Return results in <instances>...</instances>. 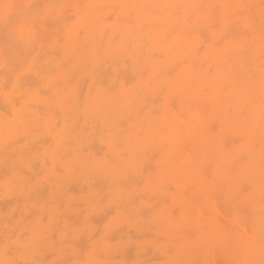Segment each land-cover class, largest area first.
Here are the masks:
<instances>
[{"label":"bare ground","instance_id":"6f19581e","mask_svg":"<svg viewBox=\"0 0 264 264\" xmlns=\"http://www.w3.org/2000/svg\"><path fill=\"white\" fill-rule=\"evenodd\" d=\"M30 1L29 0H6L5 3L2 2V3H4V5H6L8 3L9 9L7 7V10H8V13L10 15H12V18L8 17L9 16V14H8V16H6L4 18V20L1 19V23L3 21V23H4L3 26H5V29L3 28L2 32L5 30L6 33H7V34H5V31L2 33V36H4L3 37L2 46H3V43L4 44L7 43V45L5 44L6 47L5 48L3 47L1 49V51L3 49H7L6 50L7 52L5 51L6 57H4V58L2 57L4 62L6 60L5 58L11 59V57L16 58V59L12 58V60H13L12 62H14L15 60L19 59L18 61L14 62V64L17 62V64H16L17 66L19 65L20 62L22 63V60L20 61V59H22V57H23V59L26 58V60L29 61L27 59L28 58L27 54H29L27 51L31 50L30 52H33L35 50L34 48L36 47V45L39 42L43 41V38H42V40H40L39 37L41 35L47 36V35L51 34L52 32H54L56 30L57 26H59V25L55 26L56 28L54 29L53 26L51 28L50 25H54V24L56 25L60 21H65L64 24L67 25L66 22L68 21V19H70V21H68V23H70L68 25H70V26L69 27L68 26L65 27V29L68 27V30H66L67 32L63 31V32H65L67 34L66 39L62 38L63 42H60V43H63V44H59L58 43V45H62V47L64 48L63 50H61L63 52L62 61H60L58 58H56V60L58 59L59 61L56 62V63H54V62L52 63V64H55L56 70L58 72V76H57V78H50V79H48L49 76H47L48 77L47 78L48 79V84L54 85L56 82L61 81L63 83V85L61 83L60 84L62 86H64V87L62 89L60 88L58 91H57V89L59 87H57V89H54L55 91L53 90V88L49 87L47 89V91L49 90L47 93H50V91H52V92L54 91V92L57 93V96H56L57 98H55L54 102L52 101V99H54V98L49 100L53 105L49 104L51 106L48 107L47 104H48L49 101L47 100L48 101L47 104L42 105V106L43 107L47 106L48 108H50V110H46L47 112L55 110L53 113L51 112L52 114H54L56 112V108H53V107H57L58 109H60V110H62L64 112L65 117L67 119V120H65V123L63 122L64 125L62 126V123H60L61 125L59 127L58 123L61 122L60 118L59 117L57 118V116H59L57 113H59V112H56V114H54V115H57L56 118H57V121H58L56 123V127L58 126L59 128H61L59 130H56V132H55V139H56V142L58 143V148H59L58 150L59 151H66L68 149H71L72 148L71 146H73V144L77 142V137H79V138L85 137L84 134H85V131L87 130V127H85V128L83 127V124H81L82 123L81 119H82L83 113H87L88 112L91 115L92 118H97L100 121L101 125L106 127L107 131H105L104 128L102 129V130H104L103 135H104L105 132H109V135L105 136L104 139L108 142L107 145H108L109 150H111L112 152L116 153V155H115L116 159L113 162L109 161L110 159L109 160H100V159H97L95 156L99 155V154H96L97 150H99L100 155H101V151H100L101 149H97L96 150L97 147H94L95 148L94 150H96V152H94V153L96 155L94 153H92V152H89V154H87V155L82 154L81 151L84 150V148H83L84 146H82L81 141H80V146L78 147L79 149L77 148V150H78L77 152L78 153L81 152V154L71 158L67 162L65 161V163L63 162V165H62V167L69 168V167L73 166V167H75V170L78 169L77 172L75 171V174H79V172H82V173L87 175V173H90L91 177L90 178L88 177L89 179H91V178H93V179L94 178L95 179L101 178V180L103 181V178H102L103 176L105 178H107L108 185L106 184V186H109L108 189L110 190L109 192H110L111 200H112L113 203L116 204V205H112L111 207L114 208V206H115L116 209L112 208L113 212L111 211V209L109 210L112 213V215L108 214V216L109 215L112 216V218L109 221L106 220L107 217H104L105 222L106 221L107 222L103 225V228L99 227V228H102V229H100L101 233H99L100 238H98V235H97V238L95 237V240L97 239L96 241L91 239V243H93V242L96 243L98 241V244H97L98 247L94 246V247H97V248H94L93 246L89 247L92 250V252H93L92 248H94V253H95L96 249H97V251L99 250L98 251L99 254L95 253V255H98V257L100 258L99 259L96 256V258L98 259V264H100L102 259H104V258L108 259L110 256H111L110 258L113 259L112 255L115 256L116 254L119 253V250L117 249L116 250L117 253L115 251L114 254L115 253L116 254L115 255L112 254L114 249H115V245L113 246L112 242L115 243L116 240L118 242V239H119L118 237L119 236L122 237V235L124 234V233L121 232L122 235H118L119 234V231H118L119 226L122 224L123 227H125L124 225H126V223L129 224L128 223L129 222V217H128L129 214H128V212L126 213V211H127V210H125L126 207L131 206V205L134 206V205L137 204V202H139L138 201L139 199L137 200L136 199L137 197H135V198H132V201H133V199H135L134 202H133V203H135V201L137 200L136 204H132V201H130V198L132 196L131 192L133 190H137L140 187L139 183L142 181L141 180L142 177H141V179L140 178L138 179L137 176H140V173H142V171H144V170H146V174L149 173V170H150V169L149 170L146 169L147 166H144L145 167L144 169H140L139 168V166L141 165V159H139V153L140 152L138 154H137V152L139 151L140 148H143V151H144L143 155L146 154L147 157L151 155L152 159H155L153 157H156L155 155L152 156V154H154L155 152L156 153L159 152V150H160V152L163 151V157L164 158H162V160L165 161V163H166V165L162 164L163 165V166L161 165L162 167H160L158 165L159 166L158 167V171H156V172H155L156 169L154 170V172L152 170H150V171H152V173H149L151 176H149L146 179V181H145L146 188H149L150 190L160 189V190H164V191L167 192V191H169V190H167L169 188H167L166 184H167L168 181L172 180V182H177V184L185 187L182 190H185V192H188V191H186L187 188H186L185 185H189L190 188H192L191 186L192 185H196L195 183H197V185H198L197 189L203 190L204 192L205 191L207 192V197H206L207 199H205L206 202L209 201V202L212 203V205L214 203L216 205V207L218 205L216 204L217 201L214 202L215 199H218L220 201L221 198H222L221 196H218V194L217 195L215 194L216 188H217L216 184H217L218 181H220V180L222 181L223 177H226V178L234 177V181H232V182H234V184H236L235 183V181H236L235 178L238 179V180L241 179L243 181V179H242L243 175L240 176L239 173L242 172L244 168H248V171H253V176H254L253 179L255 180V191L253 192L254 194L253 193L252 194L251 193L248 194V195H251L252 198L250 196L248 197L247 195H245L248 198H245L244 200L250 198V200L253 201V205H254L252 209H254V207H255L254 212H256V214H255L256 219L252 223V226L250 225L251 228H252V229H250V232H246V233H247L248 236H249V234L252 235V237H250V236L249 237H250V240L252 242L251 244L253 246V249H254V251H256V254H252V255L248 254V253H252L253 250L252 251L251 250L248 251L246 253V256H245L246 257L245 258L246 259L245 262H247V259L251 258L252 261L257 262L258 264H264V253H263L264 252V0H102V2L100 0V3H99L98 6L90 5L87 8L75 7L76 8L75 11L73 10V7L70 6L71 5L70 3L74 2V4H75L76 0H48V1L47 0H44V1L41 0V3L37 2L38 4L37 3L36 4L35 3L31 4ZM86 1L87 0H85V2ZM42 2H45V3H42ZM85 2H83V4H81V5H84ZM76 3H78V2H76ZM79 4H80V2H79ZM65 5H68V6H70V8H72V10H70V13H71L70 18H69V16H66V14H64L65 13L64 12ZM102 5L105 6V9L107 7L109 8V13L112 16H110L109 14L108 15H109V17H112L113 21L108 16H107L108 19L104 18L103 13H102V9H101ZM68 6H67V8H68ZM52 7H54V8H52ZM219 8H221V9H219ZM105 9H103V11ZM218 9L220 10L219 12H221V14H222L221 15V23H223L222 27L224 29H223V31L221 33H219V32L216 33V34L212 33L210 38L212 40H215V41L218 40L217 43H219V44L215 43L217 46L220 45L221 44L220 42H223V40L225 41V39H226V41H225V44L223 46L220 45L221 47H218V48H216L214 50L213 49L214 46H212L214 44L213 43L214 41H212V43H213L212 45H209V44H207L206 40L211 42V40L208 37L210 30L208 31V33H207V30L210 27L209 26L210 25L209 22H213L214 23V21L217 20V19H215V20H213V19L218 14V11H216ZM67 10H69V9H67ZM71 11H73V13ZM56 12L58 14L55 17V13ZM2 13H3V11H1V14ZM66 13H69V12H66ZM216 18H219V16L218 17L216 16ZM106 19L108 20V22L106 21ZM211 20H213V21H211ZM109 21L111 23H109ZM147 21H149V23L152 21L155 24L160 22L158 24H160V26L162 25L161 27L164 28V29L159 28L157 30L156 28H158V27L155 25L156 26V28H155V26L153 24L154 27L150 25L151 29L146 30V27H149V26H146V22ZM28 22H31L33 24V27H32L31 23H29L31 25L30 27H32V30H30V29H28L26 27L29 32H26V30H24V31H22L23 33L22 32L18 33L20 31L19 28L24 29V25L26 23H28ZM52 22H54V24H52ZM17 23H19L21 27L20 26H19V28L16 27L18 29H16L14 27L12 29V25L15 26ZM105 23H107V24H105ZM217 23H219V22H217ZM47 24H50L49 25L50 28L47 26ZM62 26H64V25H62ZM62 26H61V28H62ZM217 26L218 25H216V27ZM212 27H215V25L212 26ZM212 27H210V28H212ZM61 28H57L58 31ZM160 29H162L163 31L161 30L162 32L161 31L159 32ZM13 30L17 34H19L20 36L17 35L18 36L17 37L16 33L15 34L13 33L14 32ZM156 30H157V32H155ZM83 32H85V35L83 34ZM12 33H13L14 36H16L18 38L17 41H16L17 38H14ZM24 33H25V35H24ZM52 34H54V33H52ZM62 35L66 36L65 34H62ZM55 36H59V33H56ZM205 36H207V39H206ZM5 37H6V39L4 40ZM13 38L15 39L14 41H13ZM36 38H37V40H36ZM56 38L59 39V37H55V39ZM6 40H8V41L4 42ZM51 40L52 39H50V41ZM50 41H49V44H51V43L55 44V42L53 40L51 42ZM54 44L52 45V49H57V47L56 48L53 47ZM57 50L56 51L53 50L54 52L53 53L51 52L52 55L57 53ZM21 51H24L23 55H21V53H22ZM34 52H37V51H34ZM34 52H33V54H34ZM171 52H173V53H171ZM1 53H3V52H1ZM24 53H26V54H24ZM5 54H4V56H5ZM44 54L41 55V53H40L41 56H44ZM7 55H10V57L9 56L7 57ZM40 55L38 56V59H41ZM52 55H51V57H52ZM59 55H57V56L59 57ZM18 56H19V58L17 59ZM47 56H48V54H47ZM51 57L46 59V60L48 61L49 59H51ZM35 60H36V58H35ZM51 60L54 61L53 58ZM10 61L11 60H9V62H5L6 63L5 65H8L9 63L13 64ZM50 61H48V62H46V64H42V65L40 63V65L43 67V65L44 66L48 65V63L51 64L52 61L51 62ZM23 62H24L23 66L25 67L24 70H26L28 65L25 66L26 61L23 60ZM39 62H40V60H39ZM14 64L11 65V66L8 65L10 68H8L6 71L7 72H9V71L12 72V68L14 67L13 70L15 69ZM3 65H4V63H3ZM36 66H38V65H36ZM41 66H40V69H41ZM52 66L53 65H51V67L50 66L49 67L46 66V67H48L50 69H52V68L55 69V67L54 66L52 67ZM6 68L7 67L5 66V69ZM20 68H23V67L22 66H20V67L18 66V69H20ZM18 69L16 68L15 70L18 71ZM31 69H32V67H31ZM31 69H30V71H28V73L34 71V69L31 71ZM35 69H36V67H35ZM38 69H39V67H38ZM42 71H44V73H45V67H44V70H42ZM42 71H40V72H42ZM46 71L49 72L50 70L49 71L46 70ZM12 74H10V75H12ZM14 74H15V71H14ZM112 74H116L115 77L116 78L118 77L117 79L120 82L122 81L123 78L125 79L124 81H126V82L123 81V83H122V84H124L123 88L119 89L121 86L119 88H117V86H116V90L117 91L116 90H112V85L109 87L111 89L103 88L104 82L105 81H109V79L112 76ZM53 75H55V74H53ZM53 75L50 76V77H53ZM26 76H27V74L25 75V77ZM30 76H31V77H29V78H31L30 82L28 81V79H27V82H29V83L35 82V80L37 78L35 79L34 75L32 76V74ZM39 76L40 75H37L36 77H39ZM3 77H4V74H3ZM25 77H24V79H25ZM32 77H34L33 80H32ZM125 77H127L128 80ZM5 78H7V77H5ZM120 78H122V79L120 80ZM129 79H131L130 80V85L128 87H126L125 83L127 85V82L129 83ZM37 80H36V84H35L36 86L38 85L37 84ZM118 80L116 81V79H115L116 82L114 83V86L117 85L116 83H118ZM7 82L9 83V80H7ZM25 82H23V85L25 84L26 87L29 86L30 87L29 90H30L32 86H30L29 83H28V85H26L27 82L26 83ZM38 82H40V80H38ZM20 83H22V82H20ZM32 83H31V85H32ZM85 83L88 84V85H89V83L92 84V87H91L92 89H93V86L95 84H98L99 86L101 85V87H99V86L96 87V89H95L96 91L93 92L91 88L90 89H86L85 88L86 90L84 89L83 86L88 87V85L86 86ZM18 85H20V84H18ZM35 85L33 84V86H35ZM39 85L41 86L42 84H39ZM39 85L37 87L38 90L39 89L43 90V92L46 93L45 92L46 90L42 89L41 87H39ZM57 86H59V84ZM33 89H34V91H36L35 87ZM83 89H84V91H83ZM27 90H28V88L26 89V93L25 94H27V97L30 95L29 96L30 98L32 97L33 94L35 96H37V95L39 96V95L42 94L41 93L42 91H40V93H41L40 94L38 90L37 91H38L39 94L37 92H35L33 94H29V93H27ZM85 91H87V92H85ZM28 92H33V91H28ZM16 93L17 92H15V94ZM53 93L51 95L55 96L56 94H53ZM160 93L162 94V96H159ZM163 93H165V99H166V100L164 99L165 100L164 102L165 103H169L170 102L171 105H172V110L170 109L171 108L170 107L171 106L170 103L167 104V106H165V107L167 108L169 106V109H167V110H169L171 113H173V114H171L168 111L171 114L170 118L168 116V120H167L166 117H165L166 118L165 119V118H162L160 116V120L161 119H165L166 120V124H167V126H165L166 129L164 127L162 129H159L161 131V133H164V132L166 133V134H164V137H161V138L165 139V141L163 139L160 140L161 144L158 145V146L161 145L160 147H158L155 143L152 144V145H155V147L152 146V145H148L147 146L144 143L146 140H143V138L144 139H145V137L149 138L150 136L152 137L155 134H158L157 136L155 135V137L158 138L159 135L161 134V133L160 134L158 133V132H160V131H158V128H159L158 127L159 126L158 123L157 122L155 123V119L153 118L154 120H152L153 121L152 124L149 125L148 130L146 129L147 130V132H145L146 134L145 133L142 134L141 133L142 131L140 130L141 129L140 128V123H138L137 120H136L137 123L134 121L135 124H131L129 122H132L133 119H134V117H131V116H135V115H140L141 116V113H143V109H147L146 105H149L147 103H149V102H153L154 103V102L161 101L160 99H162L161 97H163ZM21 94H23V93H21ZM45 95L46 94H44V96L41 95L40 97L44 98ZM180 95H182V97L183 96L187 97L188 101L190 100V101H193V102H202V101L204 102V100H207L208 103H210L209 104L210 106L209 107L207 106V108H208L206 110L207 114L204 115L203 118L201 116L202 119L200 118V116L196 115V116L199 117L198 118L199 120L197 119L198 122L200 120H201L200 122H202V123L205 121V123H203V125L206 124V123L207 124L210 123V121H213L212 119L214 117H217L218 121H219V118H221L223 121H227L228 119L232 118L231 114L229 115V111L231 110V108H233V107H231V108L229 107L230 103H233L234 106L237 105V109L238 108L241 109L242 106H243L244 110L246 108H249L248 109L249 111L247 110L248 113L247 114L245 113V115L241 117V120H240V122H241L240 125L241 126L239 125V122L236 123V126L238 125L241 129H243L245 134L243 132L239 133V134H244V136L240 135L239 138L235 137V140H234L235 142H237L236 140L240 139V137L241 138L242 137L245 138V140H244V138L241 139V141L244 140V142L242 143V145H240L241 146L240 149H238L239 148V146H238L237 149H235V150H239L240 151V154H241L240 157L245 155V156H247V158H249L247 166L243 165L240 162H238V160L236 158L237 155H235L234 153L231 154L230 152H228L227 149H226L227 151H224L225 150V148H223L224 144H223V146H221L222 144L220 142L222 140L220 141V139H219L220 137L223 136V133L226 132V131L224 132V128L217 126L218 128L216 127V130H214V129H210V127H209L210 125H208L209 128L206 129L207 132L205 131L206 132L205 135L207 133H209L215 139L217 137V139H219V143L220 144L218 145V141L217 140H215V142L217 141V144L210 143V140L212 138L210 137L211 139L209 140L208 135H206L208 138L204 137V136H201L199 138V136H200L199 135V136H196L198 139L197 138L195 140L192 139V142H191L190 146H188L189 147L188 149H190V147L193 146V150L191 149V151H193L194 154L199 153V154H197V156H201V164L203 166L206 165V167L208 166V168H210V170L212 169V179H208L205 176V174H204L205 171L204 172L202 171L204 169L195 170L194 166L197 165L198 159L196 160L195 159L196 157L193 159L192 155L185 154V152L187 150H185V152H184V150L182 148V147H184L183 145H185V144L182 145V143H181L182 139L189 132H192V133L196 132V131H193V128L195 127V126H193V124H195V122H192V123L188 124V123H184L182 120L181 121H177V120L174 119V116H175L174 112H176V113L178 112V111H176V108H174V105L176 104L175 100H176L177 97L179 98ZM38 96L35 97L36 100L39 99ZM47 96H48V94H47ZM19 98H21V97H19ZM30 98H28V99H30ZM15 99H14V101H15ZM24 99H25V96H24L23 100ZM32 99L35 100L33 97H32ZM182 99L179 100V101H182L183 103H185V102L188 103V101H184V99L183 100ZM23 100L21 99V102ZM27 100H26V102H27ZM42 101H44V100L42 99L41 102ZM45 101H46V98H45ZM174 101H175V104H174ZM207 101H205V102H207ZM21 102L19 104V106L21 105L20 108L23 107ZM36 102H38V101H36ZM203 102H202V107L205 108V104H207V103L204 104ZM23 103H25V102H23ZM154 104L156 105L157 103H154ZM185 104H181V105L185 106ZM10 105H11V103H10ZM30 105L32 106V104H30ZM27 106L29 107L28 104H27ZM39 106H40V109H41L42 106L41 105H39ZM39 106H37V107L39 108ZM151 106H152V104H151ZM182 106H180V107H182ZM158 107H161V109H163L162 105H159ZM33 108H34V105H33ZM51 108H53V110ZM166 108L163 109V111H165ZM204 108H202V110H204ZM243 108H242V110H243ZM28 109L29 110H27V111H30V108H28ZM161 109H158V112H159V110L162 111ZM192 109L193 108H191V111H190V108H189L188 113L191 112V114H192V111H193ZM19 110H18V112L16 111L14 113H12L11 110H10L9 112H6V113L10 114V112H11L12 114H14V116L13 115L12 116L16 117L17 113L19 114ZM198 110L196 112H198ZM22 111H23V109H22ZM32 111L36 112L37 110H32ZM153 111H154V113L152 112V110H151V112L147 111V113L150 112L149 116L152 113H153L152 116L156 115L157 112L154 109H153ZM2 112H3V110H2ZM2 112H0V113H2ZM41 112H42V110L40 112H38V113H39V115L42 116L43 112L42 113ZM180 112H182V111H180ZM196 112H195V110L193 111L194 115L198 114ZM201 112H203V111H201ZM168 114L164 113L165 116L168 115ZM242 114H243V112H242ZM159 115H161V112H160ZM182 115L184 116V113ZM201 115H203V114H201ZM233 115L237 116L238 113L237 114H233ZM47 116H49V115H47ZM50 116L52 117L51 114H50ZM129 116L131 117V119L132 118L133 119H132V121L126 122L125 121L126 118H124V117H129ZM183 116H180V117H183ZM193 116H192V121H193ZM22 117L24 119V116H22ZM22 117L19 118V116H18L19 123L21 122L22 127H23V125H24V127H29V126H27V124H23V123H27V121L25 122L23 120L24 121L23 122L21 120ZM46 117H43L42 121H44ZM65 117L62 116L61 118H65ZM84 117H86V116H84ZM144 117L146 118V116H144ZM147 117H148V114H147ZM178 117L175 116V118L181 119V118H178ZM52 118H55V117H52ZM184 118H185V116H184ZM7 119L8 118H6V121H8ZM13 119L9 120L10 123H12V124H10V126H8V123L7 124H3L4 128H5V125L7 127L5 129L8 130V128H10L11 125L13 127V124H17L16 122L18 120H15V123H14L13 121H11ZM16 119H17V117H16ZM136 119H137V116H136ZM217 119L214 120L215 123H217V121H216ZM233 119H234V117H233ZM2 120H3V118H2ZM86 120H87V118H86ZM127 120H130V119L127 118ZM187 120H190V119H187ZM34 121H35L36 125H38L40 123L39 122L37 124V118ZM42 121H41V123H42ZM161 122H163V126H164V120L163 121L161 120ZM29 123L33 124L31 121H29L28 124ZM96 123H98V122H96ZM215 123H213L212 125H215ZM87 124L88 123L86 122V126H88ZM125 124H126V126L129 124V126H127L128 128L125 126ZM142 124L143 125L145 124V120L144 119H143V123ZM142 124H141V126H143ZM98 125H99V123L97 125L95 124V126H96L95 127L96 129L94 128L95 130H97ZM203 125H202L203 128L207 127V126H203ZM1 126L2 125H0V127ZM40 126L43 127L42 124ZM144 126H146V125H144ZM200 126L198 125V128H200ZM227 126H223V127H227ZM234 126H235V124H234ZM236 126H235V128H236ZM14 127H13V129H14ZM24 127H23V129L26 131L27 129L24 128ZM42 127H40V128L42 129ZM11 128H10V131H11ZM44 128H45V124H44L43 130H44ZM168 128L171 131L167 132L169 130ZM198 128H196V130H198ZM232 128H233V126H232ZM84 129H86V130H84ZM88 129L90 130L91 128H88ZM202 129H200V130H202ZM209 129L211 131H209ZM1 130H3V129L1 128ZM7 130H5L6 132L4 133L5 135H3L4 137L7 136V134H9ZM89 130H88V132H89ZM95 130H94V135H95L96 132L98 134L100 133L99 131L95 132ZM162 130H166V131L162 132ZM243 130H241V131H243ZM36 131H37V128H36ZM36 131H35V134H36ZM236 131H237V128H236ZM239 131H237V132H239ZM18 132H19V130H18ZM21 132L22 131H20L19 135L23 134V132L22 133ZM26 132H28V131H26ZM28 133L30 134V131ZM28 133H26L27 136H28ZM37 133H38V131H37ZM202 133H204V131H202ZM230 133H232V132H230ZM230 133L228 135H230ZM81 135H83V136H81ZM105 135H107V134H105ZM3 136H0L1 137L0 140L2 139ZM51 136L47 137V139L45 137V140L47 141L48 138L51 139ZM191 136H193V134H191ZM94 137H96V135ZM155 137L153 138L154 140H152V141L156 140ZM227 137H229V136H227ZM214 138L212 139L213 142H214ZM19 139H21V141H24V138H20L19 137ZM26 139H30V136L26 137ZM229 139H231V138H229ZM86 140H88V139H86ZM18 141H19V143H21L20 140H18ZM29 141H31V140H29ZM29 141L27 140L28 143H29ZM93 141H94V138H93ZM161 141H163V142H161ZM239 141H238V143H239ZM48 142H45V143L47 144ZM188 142H190V141H188ZM13 143L16 144L18 142L17 141L16 142H12V144L10 146H13L14 145ZM37 143L40 144V143H43V142L41 140L40 141L38 140ZM45 143H43L41 146H44ZM39 144H35L37 146L34 145L33 149L31 147L30 152L31 151L33 152V150L36 149V148H37L36 150L39 151L38 149L42 148V147L38 146ZM52 144L53 143L50 142V145H51L49 147L50 149L53 146ZM232 144L234 145V143H232ZM97 145L98 144L95 143V146H97ZM10 146H7V148L10 147ZM89 146H91V148H93L92 147L93 146L92 143ZM226 147H227V145H226ZM86 148H87V146H86ZM100 148H101V146H100ZM185 148H186V145H185ZM50 149H47V150H50ZM87 149L90 151L89 147ZM26 150H28V149H26ZM79 150H81V151L79 152ZM92 150L93 149H91V151ZM125 150H127V151H129L131 153L129 158H124L123 157V155L126 156V154L129 153V152L124 153L123 151H125ZM2 151H4V150H2ZM239 151H237V152H239ZM51 152H52V150H51ZM145 152H150V153H148L150 155H148ZM216 152L220 153L222 155V162L221 163L219 162V163L216 164V163H213L214 161L212 162V160H214L212 154L216 153ZM24 153L25 152L23 151L22 154H24ZM27 153H29V152H27ZM27 153H25L26 157H27ZM57 153H59V152H57ZM67 154L68 153H66L65 156H68ZM70 154L72 155V153H69V155ZM160 154L158 153L159 156H160ZM9 155L11 157V154H9ZM29 155H30V153L28 154V156ZM34 155H36V152H35ZM106 155L107 154H105V156ZM135 155L138 157V159L136 158ZM39 156H38V158H39ZM62 156L65 157L64 155H62ZM211 156H212V158H211ZM245 156H243V157H245ZM48 157H51V156L48 155ZM63 157H62V159H63ZM217 157H219V156H217ZM217 157H214V158L217 159ZM58 158L59 157H57V158L55 157L54 161H56V160L58 161L59 160ZM60 159H61V157H60ZM149 159H150V157H148V160ZM45 160H47V162L51 161V159L49 160V159H46V158H45ZM45 160H43V161H45ZM145 160H147V159H145ZM194 160L197 161V162H195ZM31 161L33 162V160H31ZM43 161L40 160V163L41 162L43 163ZM62 161H64V160H62ZM47 162L45 161L44 164L45 163L47 164ZM51 162H50V165L53 164V160ZM58 162H61V161H58ZM146 162L148 163L149 161H146ZM159 162H160V160H159ZM36 164L40 168V166L38 165V162H36ZM36 164H32V165L35 166ZM143 164L144 163H142L141 166H143ZM50 165L48 166V168L50 167ZM55 166H57V165L55 164ZM153 166H155V165H153ZM155 167L157 168V165ZM155 167H153V168H155ZM33 168H35V167H33ZM96 168H97V170H95ZM59 169H60V167H59ZM59 169L56 167L57 172H58ZM61 169L59 170L58 173H60ZM234 169H237V172H238L237 174H232V170H234ZM139 171H141V172H139ZM57 172H55V173H57ZM2 173H4V172H2ZM25 173H28V172H25ZM42 173H41V175L38 173L40 175V178H41V176H43ZM143 173H145V172H143ZM35 174H36V176L38 175L37 171H35ZM209 174H211V173H209ZM71 175H72V178H70V179L73 180V176H74V180L77 181L78 178H75V175H73V174H71ZM33 176L35 177V175H33ZM63 176H65V175H63ZM2 177H0V178H2ZM46 177L47 176H46V173H45V177L44 178L46 179ZM51 177H53V176H51ZM208 177H210V176H208ZM220 177L222 179H220ZM40 178H39V181H40ZM81 178H79V179L81 180ZM83 178H85V177L83 176ZM83 178H82V180H83ZM105 178H104V180H105ZM41 179H43V177ZM56 179H57L58 182L55 180V182H54L55 185H57V184L61 185L62 181L59 182V180H61V178L60 177L59 178L56 177ZM66 179H63V180H66ZM194 179L197 180V181L193 184L192 182H193ZM253 179H251V180H253ZM84 180H86V179H84ZM81 181H79V182H81ZM97 181H100V179L97 180ZM47 182H50V181H47ZM51 182H53V181L51 180ZM56 182H57V184H56ZM86 182H87V180H86ZM86 182L83 181L82 183L85 184ZM90 182H89V185H88V186H90L89 189H91V187H93V185L91 186ZM103 182H102V185H99V187L101 189H102L101 186H103ZM224 182L222 184L226 183V182L225 183ZM96 183L98 184V182H96ZM105 183L106 182H104V184ZM250 183L248 184V188L249 189H251ZM72 184H75V183H72ZM84 184H82V185L80 184L79 186L81 187ZM140 184L142 185V182ZM231 184L232 183H230V185ZM246 184H247V182H246ZM44 185H46V184L44 183ZM88 186L84 185L83 187H87L88 188ZM106 186H103V188L104 187L106 188ZM55 187H53V189ZM83 187H81V188H83ZM170 187H172V186H170ZM240 187L242 188V186H240ZM93 188H95V187H93ZM85 189L86 188H83L82 190H85ZM194 189H196V188H194ZM242 190H243V188H242ZM80 191H81V189H80ZM85 191H83V192H85ZM89 191H90L89 193H91V195L94 192L93 189H92V192H91V190H89ZM149 191L147 190L146 192L148 193ZM179 191H181V190L179 189L178 192ZM238 191H240V190H238ZM45 192H47V191L45 190ZM61 192H62V190H61ZM97 192L98 193H96V195L94 194L92 196L93 198L90 196V199L92 198V200H93L94 197H96L97 195H100L102 190L97 191ZM103 192H104V189H103ZM107 192L108 191H105V193H103V194L105 195ZM182 192L180 193V195L178 197V200L180 202V205H182V206H180L182 208V213H185V212H187V210H189V209L185 210L186 209V205H189L188 207H190V208H192V207L194 208L197 204L193 203L192 202L193 200H191V198L189 197V196L192 197V195H186V196L189 197V199H187L185 197L186 193L184 194ZM25 193H26V191H25ZM38 193H40V192H38ZM134 193L135 192H133V194ZM217 193H218V191H217ZM30 194H31V192H30ZM173 194L174 193L172 192V194L170 195V192H169L168 195L171 196V198H169V199L173 200L172 196H173V198L176 197L175 194L174 195ZM196 194H198V193H196ZM104 195H102L103 199H101V202H104L103 201L104 199H105V202H106V197L109 195V193H108L107 196L105 195L106 197H104ZM140 195L138 196V198L141 197L140 199H142L144 197V200H145V196L146 195H144V194H142V196H140ZM159 195H162V194L160 193ZM159 195H158V197L161 198V196H159ZM230 195H233V198L235 197L234 194H229V198H230ZM61 196H62V194H61ZM135 196H137V195H135ZM148 196H147V198L150 201L153 196L152 197H148ZM154 196H157V194L155 195V193H154ZM203 196H204V194H203ZM216 196L218 198H216ZM239 196L240 195H238V197ZM88 197H89V195H88ZM158 197L156 199H158ZM147 198H146V200H147ZM231 198H232V196H231ZM90 199H88V200L90 201ZM163 199H164V197H163ZM235 199H236V197H235ZM239 199H237V200H239ZM155 200H154V203H155ZM232 200L233 199H231V201ZM250 200H247V201H249L248 202L249 204H250ZM21 201H23V200H21ZM175 201H174L175 203H178L176 199H175ZM93 202L95 204V201H93ZM93 202H91V205H92ZM174 202L172 201L173 204H174ZM61 203H62V200H61ZM99 203L95 204V206H98ZM157 203H159V202H157ZM172 203L170 201V204H172ZM200 203H201V200H200ZM0 204H2L1 208L3 206L6 207L5 204H3L1 202H0ZM60 204H58L59 207H60ZM100 204H103V203H100ZM127 204H129V205H127ZM148 204H149V202H148ZM166 204H165V206H167ZM236 204H237L236 207L238 209L237 208H234V209L232 208L234 211H232L233 213L231 212L232 215H233L232 217L234 219H232V218H230V219H232L233 221L234 220L236 221L237 218H238L237 220L239 221L240 220L239 217L241 216L239 214V212H241V210H242V209H239L240 208L239 205H241V203L240 204L236 203ZM243 204H244V202H243ZM245 204H246V201H245ZM153 205L154 204H152V206H150V207H152V209L148 208L149 211H151V212L147 211L148 209L145 207V205L143 206V208L145 210L144 211L145 213H143V215H147L146 217L148 218V221L151 222V223L152 222L153 223L156 222L158 219L161 220L162 218H164V215L162 216V213H165L164 211H161L160 208H159L160 209V211H159V209L157 208L158 204L157 205L155 204L156 205L155 208H153ZM178 205H176V207H178ZM227 205H229V204H227ZM231 205H230V207H231ZM88 206H89V204H88ZM95 206L92 205L90 208L91 209H92V207L96 208ZM100 206L103 207L104 205H100ZM243 206H245V205H243ZM111 207L109 206L108 208H111ZM134 207H136V206H134ZM180 207H178V209ZM216 207H215V209H216ZM225 207H227L226 204H225ZM139 208H140V206H139ZM143 208H142V210H143ZM246 208L244 209V207H243L244 210H246ZM131 209H133V208H131ZM153 209H156V211H154ZM163 209H167V211H166L167 213L171 212L170 208L166 207V208H163ZM168 209H169L170 212L168 211ZM175 209L176 208H174V210ZM2 210H4V207H3ZM52 210H53V208H52ZM95 210L93 211V209H92V212L96 213L97 210L96 211ZM101 210H103V209H101ZM139 210H141V209H139ZM197 210H200V209L197 208ZM197 210L195 212H198ZM5 211H6V209H5ZM98 211H100V210H98ZM158 211H159V213H157ZM35 212H36V210H35ZM104 212H106V209L104 210ZM172 212L170 213V215H171L170 217L171 218L176 213L175 212L174 215H173ZM195 212H193V213H195ZM19 213H21V212H19ZM55 213L56 212H53V215ZM100 213H103V211L102 212L100 211ZM100 213H99V215L101 217L102 215ZM113 213H114V217H113ZM129 213H130V210H129ZM139 213H140V211H139ZM199 213L200 212H198L197 215ZM241 213H243V210H242ZM31 214H32V211H31ZM97 214H98V212H97ZM148 214H150V215H148ZM187 214H184V216L187 215ZM189 214H190V217H189ZM189 214L187 215L189 218L188 217L187 218L190 220V218L193 215H191V213H189ZM216 214L221 216V214L218 213V211L216 212ZM244 214H245V212H244ZM22 215H23V213H22ZM88 215H89V213H88ZM136 215H135V217H136ZM200 215H203V214L200 213ZM200 215H198V216H200ZM229 215H230V213H229ZM105 216H107V215H105ZM137 216L139 218V216L141 217L142 215H137ZM184 216H182V218H181V216H179V217L181 219H183ZM203 216H205V215H203ZM170 217L167 220V222L171 221L167 225L168 229H170L169 228V227H171L170 225H174L175 227L178 226L179 230L180 229L182 230V229L185 228L184 227L185 225H182V222H180V221L176 222V219H174V218H172V220H171ZM174 217L177 218V215L174 216ZM86 218H87V221L85 220L86 221L85 223L88 222L89 216H86ZM142 218L145 220V216H142ZM142 218L138 219L139 222L142 220ZM201 218L203 219L204 217H201ZM131 219L134 220L135 218L132 217V218H130V220ZM188 219H186V221H189ZM207 219L209 220V218H207ZM9 220H11V219H9ZM78 220H79V218H78ZM99 220L103 224L104 220H102V219H99ZM165 220H166V218H165ZM213 220H214V224H219V226H221L220 225L221 221H219L217 218L216 219L213 218ZM96 221L98 222V220H96ZM100 221L98 222V225L95 224L96 227H94L95 225H93V224H92L93 226L90 225L91 224L90 222H89L88 226H91L92 228L95 229V228H97L99 226V224H100V226H102ZM134 221H135V224H136V220H134ZM133 222H131L130 224H132ZM163 222H165V225L167 224L166 221H163ZM163 222H161V223H163ZM144 223L145 222H143V224ZM185 223L188 224L187 222H184V224ZM240 223L238 222L237 224H240ZM138 224H140V223H138ZM143 224H141V225H143ZM179 224H181L182 227ZM242 224H243V222L241 223V225H238V226L243 227V225H245V224H243V225ZM12 225H13V223H12ZM161 225L162 224L159 225L160 226V228H159V226L156 223L153 227L157 226L156 228H159L161 230V228H162ZM226 225H228V224H226ZM137 226L135 228H138ZM206 226L207 225L200 227V230H202L205 227L202 230V232H204V233H201L199 236H196V238L194 240L192 238V240H190V241L187 240L188 238H190V237H188L190 235L187 236V239L184 237L185 235L184 236L181 235L182 231H184V230H182V231L180 230L181 232L177 231L179 233V235H177L178 233L175 234V232H174V234L176 236L174 234H171L172 232H170V235H174L175 237H173V238H175V239L179 238V236H183L184 238L181 237V239H183L182 242L180 241L181 243L177 242L179 239L176 241L175 244L178 247V249L175 248L176 252H175V249H173V247H175V245H173V247L172 246L170 247V248H172L174 250L175 253H170V252H173V251H170L168 253L170 255H167V256H166L167 249H169V248H167V246H166L167 249H165V248H163L164 247L163 246L160 249L159 246L161 244L159 245V243L157 242L158 244H156V246H155L154 243H156V242H154V241H156V240H154V241L151 240L152 235L154 236V233L156 231L155 232L154 231L151 232L152 234H149V232H150L149 231L148 234L151 235L150 236L151 238L147 239L144 236L145 239L143 238L144 240H142V238L140 239L138 237V236H141V235L138 234V232H139V230L141 228H144V225H143L140 229L138 228L139 229L138 232L134 231L136 233L134 235H136L137 237H131V238H137V240L140 239L143 242L145 240L150 242L149 240H151L152 243H149V246L151 244L152 247L158 248L161 253L163 252V251H161L162 249L166 251V253L165 252L162 253L163 254L162 258L165 255L167 257V259H168V263L169 264H181L182 262L185 263L187 261H192V259H187L186 256L189 253L192 254L194 252V250H197L200 247L203 248V249L201 248L203 252L208 250L207 247L211 245L212 236H211V232H210V227L209 226L206 227ZM36 228H40V227L36 226ZM148 228L150 229V227H148ZM156 228H155V230H156ZM165 228H164V233H165ZM176 228H173V229L171 228V229H172V231H174V229L176 230ZM49 229H50V227H49ZM52 229H53V226H52ZM116 229H117L118 232L116 231ZM239 229H241V228H239ZM243 229H244V227H243ZM79 230L81 232V229H79ZM96 230H98V229H96ZM96 230H94L93 232L91 231L90 233H92V235H93L94 232H96ZM150 230H153V228L151 227ZM200 230H199V232H201ZM251 230L253 231L252 234H251V232H252ZM114 231L117 232V236L118 237L115 235V237H117V239L115 238L116 240H113L112 242L109 243V241H110L109 237L112 235V233ZM197 231H198V229H197ZM197 231H195V232H197ZM244 231H246V229H244ZM33 232L34 231H32V233H30V234H32V236L34 234H36V233L33 234ZM36 232H37V234H39L38 230ZM45 232H43L42 235H44ZM88 232H89V230H88ZM129 232H131L132 233L131 235H133V231H129ZM218 232H219L220 236L222 237L221 239L223 240V242H225L227 245L232 246L233 244H237V247H238V246H240V244H241V246H243V243H245V236L241 235V233H237V232H236L237 234L236 233H232V231L227 229L226 227L224 229L223 228H219ZM53 233H55L54 230H53ZM126 233H127V231H126ZM141 233L142 232L140 231V234ZM166 233H167V230H166ZM168 233L165 234V237H166V235L168 237ZM183 234H185V233H183ZM198 234L199 233H197V235ZM242 234H243V232H242ZM155 235H156V233H155ZM170 235L167 238L168 240H169L170 237H172ZM77 236H79V232H78ZM31 237H30V240L32 239ZM54 237H55V235H54ZM129 237L127 239H126V237H124L125 238L124 240L126 241V240L130 239ZM157 237H159V236H157ZM74 238H75V236H74ZM49 239L50 238H48V240ZM112 239H114V236H113ZM162 239H164V238H162ZM66 240L70 241L68 239H66ZM66 240L64 242H67ZM184 240H187V241L184 242ZM122 241H123V239H122ZM173 241L175 242V240H171V242L167 241L168 245L170 243H172ZM87 242H89V241H86L85 243L87 244ZM121 242L119 241L120 247H121ZM128 242H129V240H128ZM130 242H132V241H130ZM135 242L138 243V241H135ZM143 242L140 241L138 244H141V243L143 244ZM148 242H146V244L144 243L146 245V247L148 245L147 244ZM167 242H166V239H165V243L164 244H166ZM174 242H173V244H174ZM34 243H36V242H34ZM238 243H239V245H238ZM32 244L33 243H31V246H32ZM57 244H59V243H57ZM142 244H141V246H142ZM144 244H143L142 247H144ZM152 244H154V246ZM31 246H29V248ZM38 246H40V244ZM59 246H61V245H59ZM138 247L139 246H137V248ZM25 248H28V247L25 245ZM205 248H207V249H205ZM262 248H263V250H262L263 254H261V249ZM43 249H42V251H43ZM90 249H89V251H91ZM141 249L142 248H140L138 251H142L143 250V249L142 250ZM201 249H198V250H201ZM73 250H74V248H73ZM78 250H81V249H78ZM62 252H64V250L61 251V254H62ZM74 252H76V249L74 250ZM121 252H122V250L120 251V253ZM145 252H144V254L143 253H139V254H143V257H145V254H149V253H147L148 251L146 253ZM154 252L152 251L150 253H154ZM197 252L194 253V255L192 254L191 257L195 258L193 256H196L195 254H197ZM229 252H230V249H229ZM56 253H57V251H56ZM155 253H159V251H157ZM199 253L202 254L201 251H199ZM54 254H55V252H54ZM88 254H89V252H88ZM122 254H120V255H122ZM95 255H94V257H95ZM123 255H122V257L125 260L128 255L126 254L127 256H125V257ZM100 256H105V257L102 258ZM132 256H134V255H132ZM157 256H158V254H157ZM197 256H198V254H197ZM45 257H46V255H45ZM81 257H79V258H81ZM84 257H85V261L84 262L86 263L87 262V260H86L87 258L85 256V254H84ZM89 257H92V256H89ZM146 257H148V256H146ZM93 258H91V260ZM96 258H95V260H96ZM116 258H118V255L116 256ZM139 258H140V256H139ZM88 259H90V258H88ZM133 259H131V260H133ZM66 260H68V259H66ZM66 260H64V262ZM95 260H93L94 263L92 262L91 264H95V262H97ZM114 260H115V257H114ZM114 260L113 261L111 260V261L115 262ZM128 260H129V258H128ZM145 260H147V259L144 258V260L142 262H144ZM164 260H165L164 264H167L166 258ZM184 260H185V262H184ZM60 261H62V260H60ZM75 261H76L75 263L79 262V264H81L83 259L81 261L79 259L78 262H77V260H75ZM109 261L105 260V262H107V264H109V263L111 264V261L110 262ZM242 261H244V260L242 259ZM252 261H250V263H252ZM64 262L62 261L61 263L63 264ZM102 262H103V264L105 263L103 260H102ZM116 262H117V264H120L121 262H122V264L125 263V262H123L121 260H116ZM116 262L114 264H116ZM127 262L128 261H126V264H127ZM142 262H140V264ZM212 262H213V258H212ZM41 264H42V262H41ZM88 264H90V263H88ZM128 264H129V262H128ZM193 264H195V263H193ZM227 264H228V262H227Z\"/></svg>","mask_w":264,"mask_h":264},{"label":"rangeland","instance_id":"374dc122","mask_svg":"<svg viewBox=\"0 0 264 264\" xmlns=\"http://www.w3.org/2000/svg\"><path fill=\"white\" fill-rule=\"evenodd\" d=\"M5 1L6 0H0V112H2V110H3V112L2 113H0V125H2L1 127H0V136H3V135H5L4 133L6 132L5 130H7V129H5V128H7L6 127V125H5V128H4V125L3 124H7L8 123V126H10V124H12V123H10V119H13V120H11V121H13L14 123H15V120H18V116H19V118H21L22 116H24V119H23V117H22V121L24 120L25 122L27 121V123H23V124H27V126H29V127H24V125H23V127L24 128H26L27 130L26 131H30V134L28 133V132H26L24 129H23V127H22V124H21V122L19 123V120L16 122L17 124H13V127H14V129H13V127H12V125H11V131H10V128H8V133L9 134H7V136H3L2 137V139L0 140V177H2V178H0V202L1 203H3V204H5L6 205V207L5 206H3L4 207V210H2L3 209V207L1 208V205L2 204H0V264H41V262H42V264H62L61 262L63 261L64 262V260H66V259H68V260H66L63 264H79V259H80V261L83 259V261H82V263L83 264H88V263H94V261L93 260H95V258H96V256L98 257V255H95V253H97V254H99L98 253V251H97V249L95 250V253H94V248H97L98 247V241L96 242V243H91V239L92 240H94V241H96L95 240V237L97 238V235H98V238H100V236H99V233H101V230L100 229H102L103 228V225L107 222H105V220H104V217H107V219L106 220H110L111 218H112V213H111V211L115 208V206H114V208L113 207H111L112 205H116L115 203H113L112 202V200H111V196H110V190L108 189V187L109 186H106V184L108 185V181H107V178H105L104 176L102 177L103 178V181L104 182H106L105 184H104V182L101 180V178H99L100 179V181H97V180H99V179H93V178H91V179H89L90 177H91V174L90 173H87V175L86 174H84V173H82V172H79V174H75V171L77 172L78 171V169L77 170H75V167H69V168H66V167H62V165H63V162L65 163V161L67 162V161H69L71 158H73V157H75V156H77V155H79V154H81V152H82V154H85V155H87V154H89V152H92V153H94V152H96V150L97 149H101L100 151H101V155H100V152H99V150H97V152H96V154H99V155H96L95 153V157L97 158V159H100V160H109V161H114L115 159H116V153H114V152H112L111 150H109V148H108V142L104 139L105 138V136H108L109 135V132H105L104 133V135H103V132H104V130L105 131H107V129H106V127H104V126H102L101 125V123H100V121L97 119V118H92L91 117V115L87 112V113H83V115H82V119H81V124H83V127L85 128V127H87V130L86 129H84V130H86L85 131V137H81V138H79V137H77V142L76 143H74L73 144V146H71L72 148L71 149H68V150H66V151H59L58 149V143L56 142V139H55V132H56V130H59V129H61V128H59L60 127V123H62V126L64 125V123H65V120H67L66 119V117H65V114H64V112L62 111V110H60V109H58L57 107H53V108H56V112H59V113H57L59 116H57V115H54V114H56V112L54 113V114H52L55 110H53V108H51L53 111H46V110H50V108H48L49 106H51V105H53L49 100L50 99H52V98H54V99H52V101L54 102L55 101V98H57L56 96H57V93L56 92H54L55 90L54 89H57V87H59L58 89H57V91L61 88H63L64 86H62L63 85V83L61 82V81H59V82H56L54 85H51V84H48V79H50V78H57V76H58V72H57V70H56V67H55V64H52L53 62L54 63H56V62H58L59 60L60 61H62V54H63V52L61 51V50H63L64 48L62 47V45H58V43L59 44H63V43H60V42H63L62 41V38H64V39H66V37H67V34L65 33V32H63V31H66V30H68V27L70 26V25H68V24H70V23H68V21H70V19H68V21L66 22L67 23V25L66 24H64L65 23V21H60V22H58L56 25L54 24V22H52V24H54V25H50V24H47V26L49 27V25H50V27L52 28V26H53V28L55 29L56 27L55 26H57V25H59V26H57V28H61V26L62 25H64V26H62V28L61 29H59V31H58V29L56 28V32L54 31V32H52V33H54L55 35H56V33H59V36H55L54 34H49V35H47V36H43V35H41L40 37H39V39L40 40H42V38H43V41L42 42H39L37 45H36V47L33 49L34 51H37V52H34V54H33V52H30V51H27L29 54H27L28 55V60L29 61H27L26 60V58H24L23 59V57L21 56V55H23V52L24 51H21L20 53H21V57H22V59H20V61L22 60V65L19 63V67L20 66H22L23 68H20V69H18V66L16 65L17 64V62L14 64V62L15 61H18L19 59V56L17 57V59L18 60H15L14 62H12L13 60H12V58L13 57H11V59H7V58H5L6 60H5V62H9V60H11L10 62H12L13 64H14V66H15V69L17 68L18 69V71H16L15 69L13 70V68H12V72H7L6 70L8 69V68H10L8 65H13V64H11V63H9L8 65H5L6 63L4 62V60H3V58L4 57H6V54H5V51L7 50V49H3L2 51H1V49L4 47H6V45H7V43H3V46H2V42H3V37L4 36H2V33L5 31H3L2 32V30H3V28L5 29V26H3L4 25V23H3V21H2V23H1V19L2 20H4V18L6 17V16H8V10H7V7H8V9H9V6H8V3L6 4V5H4V3H5ZM30 1V0H29ZM44 1V0H43ZM48 1V0H47ZM88 1V2H87ZM86 2H85V0L83 1V0H76L75 1V4H74V2H72V3H70L69 5L71 6V7H73V10L75 11V7H82V8H87V7H89L90 5H94V6H98L99 5V3H100V0H87ZM2 2H4V3H2ZM37 2H39V3H41V0H31L30 1V3L32 4V3H37ZM76 2H78V3H76ZM79 2H80V4H79ZM82 2V3H81ZM83 2H85L84 3V5H81V4H83ZM101 2H102V0H101ZM42 3H45V2H42ZM48 3V2H47ZM3 4V5H2ZM38 4V3H37ZM79 4V5H78ZM73 5V6H72ZM67 6L68 5H65V8H64V14H66V16H69V18H70V16H71V13H70V10H72V8H70V6H68V8H67ZM102 8V13H103V16H104V18H107L108 19V17H109V15L110 16H112L110 13H109V8L107 7L106 9H105V6L104 5H102L101 6ZM52 8H54V7H52ZM67 9H69V10H67ZM100 9V8H99ZM103 9H105L104 11H103ZM219 9H221V8H219ZM216 10V11H218V14L216 15L217 17L219 16V18H216V16H215V18L213 19V20H215V19H217V20H215L214 21V23L213 22H209V26L210 27H212V26H214L215 25V27H212V28H210L209 27V29L207 30V33H208V31H209V35H208V37H209V39L211 40V42H209L208 40H206L207 41V44H209V45H212L213 43V45L212 46H214V50L216 49V48H218V47H221V46H223L224 44H225V41H226V39H225V41L223 40V42H220L221 44V46L220 45H216V44H219V43H217L218 42V40H212L210 37H211V35H212V33H214V34H216V33H221L222 31H223V27H222V25H223V23H221V12H219L220 10ZM66 10V11H65ZM1 11H3V13L1 14ZM66 12H69V13H66ZM72 13H73V11H71ZM5 14V15H4ZM57 12L55 13V17L57 16ZM70 14V15H69ZM109 14V15H108ZM4 16V17H3ZM65 16V17H66ZM73 16V15H72ZM108 16V17H107ZM2 17V18H1ZM8 17H11L12 18V15H10L9 14V16ZM109 18H111V20L113 21V19H112V17H109ZM106 19V21L108 22V20ZM220 19V20H219ZM213 20H211V21H213ZM217 22H219V23H217ZM29 23H31V22H28V23H26L25 25H24V29H22V28H19V26H20V24L19 23H17L15 26L14 25H12V29L15 27H18L19 29H20V31L18 32V33H20V32H22V31H24V30H26V32H29L28 31V29H30V30H32V27H33V24L31 23V25H32V27H30L31 25L29 24ZM63 23V24H62ZM109 23H111L110 21H109ZM158 23H160V22H158ZM155 24V23H153L152 21L149 23V21H147L146 22V26H149V27H146V30H149V29H151V26H153V24H154V26L156 25L158 28H156V26H155V28L158 30L159 28H162L161 26H160V24ZM19 24V25H18ZM105 24H107V23H105ZM148 24V25H147ZM29 25V26H28ZM151 25V26H150ZM212 25V26H211ZM216 25H218L217 27H216ZM66 26H68L66 29H65V27ZM153 26V27H154ZM21 27V26H20ZM28 29H27V28ZM30 27V28H29ZM49 27V28H50ZM18 28H16V29H18ZM26 28V29H25ZM64 28V29H63ZM162 29H164V28H162ZM162 29H160L159 30V32L162 30ZM15 30V29H14ZM13 30V31H14ZM157 30L155 31V32H157ZM212 30V31H211ZM12 31V32H13ZM163 31V30H162ZM161 31V32H162ZM67 32V31H66ZM158 32V33H159ZM14 34L16 33L15 31L13 32ZM13 33H12V35H13ZM23 33V32H22ZM21 33V34H22ZM206 33V32H205ZM204 33V34H205ZM5 34H7L6 33V31H5ZM62 34H65L66 36H63ZM83 34L85 35V32H83ZM4 35V34H3ZM20 36L19 34H17L16 33V36ZM24 35H25V33H24ZM206 35V34H205ZM16 36H14L13 35V37L14 38H17ZM46 39H45V38ZM48 37V38H47ZM50 37V38H49ZM54 37V38H53ZM55 37H59V39L58 38H56L55 39ZM206 37V39H207V36H205ZM204 37V38H205ZM13 38V41L15 40ZM6 39V37L4 38V40ZM8 39V38H7ZM50 39H52L54 42H55V44H54V46L53 47H57V49H52V45L51 44H49V41H50ZM63 39V40H64ZM18 40V38L16 39V41ZM36 40H37V38H36ZM49 40V41H48ZM51 40V41H52ZM8 40H6V41H4V42H7ZM50 41V42H51ZM212 41H214L213 43H212ZM37 42V41H36ZM65 43V42H64ZM216 43V44H215ZM52 49V50H51ZM39 50V51H38ZM41 50V51H40ZM56 51L57 50V53H55L54 55H52V53L54 52V51ZM59 51V52H58ZM1 52H3L4 54H5V56H4V54L3 53H1ZM7 52V51H6ZM26 52V53H27ZM39 52V53H38ZM52 52V53H51ZM174 52V51H173ZM173 52H171V53H173ZM26 53H24V54H26ZM33 55H32V54ZM40 53H41V55H43L44 53L46 54H44V56H41L40 55ZM60 55H59V54ZM3 56H2V55ZM8 54V53H7ZM47 54H48V56H47ZM30 55V56H29ZM32 55V56H31ZM41 56V59H38V56ZM51 55H52V57H51ZM57 55H59V57L56 56ZM10 57V55H7V57ZM37 56V57H36ZM3 57V58H2ZM26 57V56H25ZM51 57V59L53 58V60L54 61H52L51 59H49L48 61H50L51 62V64L50 63H48V65H43V67L41 66L42 64H46V62H48L46 59H48V58H50ZM34 58V59H33ZM35 58H36V60H35ZM56 58H58L57 60H56ZM13 59H16V58H13ZM38 59V60H37ZM23 60L24 61H26V64H25V66L26 65H28L27 66V69L26 70H24L25 69V67L23 66L24 65V62H23ZM31 60V61H30ZM33 60V61H32ZM39 60H40V62H39ZM56 60V61H55ZM32 62V63H31ZM3 63H4V65H3ZM40 63H41V65H40ZM31 64V65H30ZM35 65V66H34ZM36 65H38V66H36ZM51 65H53L54 67H55V69L54 68H52V69H50V68H48L49 66L51 67ZM5 66L7 67L6 69H5ZM17 66V67H16ZM32 67V69H31V67ZM40 66H41V69H40ZM46 66H48V67H46ZM52 66V67H53ZM30 67V68H29ZM35 67H36V69H35ZM38 67H39V69H38ZM44 67H45V73H44V71H42V70H44ZM43 68V69H42ZM30 69H31V71L34 69V71H32V72H30L31 74H32V76L34 75V77H35V79L37 78L38 80H40V82H38V80H37V84L39 85V84H42L41 86L39 85V87H41L42 89H45L46 91V93H44L43 92V90H38V85L36 86L35 84H36V80H35V82H31L32 83V85H31V83H29L30 82V79L31 78H29V77H31L30 75V73H28V71H30ZM11 70V69H10ZM46 70H50L49 72H47ZM14 71H15V74H14ZM37 71V72H36ZM40 71H42V72H40ZM36 72V73H35ZM55 72V73H54ZM6 73V74H5ZM13 73V74H12ZM38 73V74H37ZM3 74H4V77H3ZM10 74H12V75H10ZM27 74V78L25 77V75ZM40 75L39 77L41 78H39V77H36L37 75ZM53 74H55V75H53ZM29 75V76H28ZM53 75V77H50V76H52ZM12 76V77H11ZM47 76H49V78L47 77ZM116 74H112V76L110 77V79H109V81H105L104 82V86H103V88H109L111 85H112V90H116V86H117V88H119L120 86V88L119 89H121V88H123V85L124 84H122L123 83V81L125 80L124 78L122 79V78H120V80L122 79V81L120 82L116 77ZM5 77H7V78H5ZM23 79H22V78ZM24 77H25V79H24ZM34 77H32V80H33V78ZM20 78V79H19ZM46 78V79H45ZM48 78V79H47ZM126 79H127V77H125ZM9 80V83L7 82V80ZM27 79H28V81L29 82H27ZM115 79H116V81L118 80V83H116L117 85H115L114 86V83L116 82L115 81ZM13 80V81H12ZM23 80V81H22ZM128 80V79H127ZM130 80L131 79H129V83L127 82V85H126V83H125V86L126 87H128L129 85H130ZM27 82V84L26 85H28V83H29V85L30 86H32L33 88L35 87V89H36V91H34V89L31 87V89L29 90V86H25V84L23 85V82ZM111 81V82H110ZM13 82V83H12ZM20 82H22V83H20ZM25 82V83H26ZM107 82V83H106ZM124 82H126V81H124ZM12 83V84H11ZM62 85H61V84ZM8 84V85H7ZM18 84H20V85H18ZM33 84L35 85V86H33ZM45 86H44V85ZM59 84V86H57V85ZM86 84V83H85ZM84 84V85H85ZM4 85V86H3ZM16 85V86H15ZM88 84H86V86H87ZM22 86V87H21ZM26 88H25V87ZM61 86V87H60ZM99 85L98 84H95L94 86H93V89L91 88L92 87V84H90L89 83V85H88V87H85V86H83L84 87V89L86 88V89H92V91L93 92H95L96 90V87H98ZM8 87V88H7ZM24 87V88H23ZM53 88V92L52 91H50V93H47L48 91H47V89L48 88ZM99 87H101V85L99 86ZM23 88V89H22ZM28 88V90H27V93H29V94H33V93H35V92H37L38 93V91H39V93H40V91H42L40 94L41 95H43L44 96V94H46L45 95V97L44 98H42V97H40L41 95H37L38 96V100H36L35 99V97H37V96H35L34 94L32 95V97L36 100V101H38V102H36L35 100H33L32 99V97L30 98L29 96L27 97V94H25L26 93V89ZM84 89H83V91H84ZM85 89V90H86ZM109 89H111V88H109ZM17 92L16 94H15V92ZM21 90V91H20ZM38 90V91H37ZM20 91V92H19ZM24 91V92H23ZM28 91H33V92H28ZM117 91V90H116ZM85 92H87V91H85ZM21 93H23V94H21ZM38 93V94H39ZM56 94L55 96H53V95H51V94ZM47 94H48V96H47ZM52 97H51V96ZM159 95V94H158ZM21 97V98H19V97ZM24 96H25V101L23 100V98H24ZM50 96V97H49ZM159 96H162V94L160 93V95ZM6 97V98H5ZM13 97V98H12ZM27 97V98H26ZM16 98V99H15ZM28 98H30V99H28ZM45 98H46V101H45ZM162 99H160L161 101H158V102H154V103H157L156 105L153 103V102H149V103H147V104H149V105H146L147 106V109H143V113H141V116L140 115H135V116H131V117H134V119H133V121H132V119H131V117L129 118V117H124V118H126V122H129V121H132V122H129V123H131V124H135V122H136V120H137V122L138 123H140V130L142 131L141 133L142 134H144L145 132H147V130H148V127H149V125L150 124H152V120H154L155 119V123L157 122L158 123V131H160L159 129H162L163 127L165 128V126H167V124H166V118H167V120H168V116H169V118H170V116H171V114H173V113H171L169 110H167V109H169V106L166 108L165 106H167V104H169V103H165L164 101L166 100L165 99V93H163V97H161ZM184 99V101H188V98L187 97H185V96H183L182 97V95H180V97L178 98H176V104H175V101H174V108H176V111H178L177 113L176 112H174V115L175 116H179L178 118H181V119H177V118H175V116H174V119L175 120H177V121H183L184 123H192V122H195V124H193V126H197L196 128H198V125L200 126V128H198V130H196V128L194 127L193 128V131H196V132H189L187 135H185V137L182 139V145L183 144H185L186 145V148H185V145H183L184 147H182L183 148V150H184V152H185V150H187L186 152H185V154H189V155H192L193 156V159L195 158L196 160L198 159V162L197 161H195V162H197V165L196 166H194V168H195V170H199V169H204V170H202L203 172H204V174H205V176L208 178V179H212V169L210 170V168H208V166L206 167V165L205 166H203L202 164H201V156H197V154H199V153H197V154H194L193 153V151H191V149L193 150V146H191L190 147V149H188L189 147L188 146H190V144H191V142H192V139H196L197 137L196 136H199V138L201 137V136H204V137H207L206 135H208V137H209V140L212 138H214V137H212L209 133H207L206 135H205V133L207 132L206 131V129H208L209 127H210V129H214V130H216V127L218 126V127H222V128H224V132L225 133H223V136L222 137H220L219 139H220V143L222 144L221 146H223V144H224V146H223V148H225V150L224 151H227L228 150V152H230L231 154L232 153H234L235 155H237L236 156V158H237V160H238V162H240V163H242L243 165H246L247 166V164H248V160H249V158H247V156H245V155H243V156H245V157H240L241 156V154H240V151L239 150H235V149H237V147L239 146V148L238 149H240V145H242V143L244 142V140H245V138L244 137H242V138H244V140H242L241 141V137H240V139H237L236 141L237 142H235L234 140H235V137L236 138H239V136L241 135V136H244V134H245V132H244V130L243 129H241L238 125L236 126V123L237 122H239V125H240V120H241V117L242 116H244L245 115V113L247 114L248 113V109L249 108H246L245 110H244V108H243V106L241 107V109L240 108H238L237 109V105L236 106H234L233 105V103H230V105H229V107L231 108V107H233V108H231V110L229 111V115L231 114V116H232V118H230V119H228L227 121H223L221 118H219V121H218V119H217V117H214L212 120L214 121L215 119H217L216 121H217V123H215V121L213 122V121H210V123H206V124H204L203 125V123H205V121L202 123V122H198V116H200V118H201V116H202V118H203V116L204 115H206L207 113H206V110L208 109L207 108V106L209 107L210 105V103H208V101L207 100H204V104L205 103H207V104H205V108L204 107H202V102H193V101H188V103H183L182 101H179V100H181V99ZM187 98V99H186ZM2 99V100H1ZM14 99H15V101H14ZM21 99L23 100L22 102H21ZM28 99V100H27ZM44 100V101H42L41 102V100ZM165 99V100H164ZM182 99V100H183ZM186 99V100H185ZM13 100V101H12ZM26 100H27V102H26ZM50 102H48V101ZM2 101V102H1ZM7 101V102H6ZM12 101V102H11ZM18 101V102H17ZM22 103V108H20L21 107V105L19 106V104H20V102ZM205 101H207V102H205ZM23 102H25V103H23ZM47 102H48V104H47ZM179 102V103H178ZM181 102V103H180ZM190 102V103H189ZM8 103V104H7ZM10 103H11V105H10ZM15 103V104H14ZM18 104V105H17ZM27 104L29 105V107L27 106ZM30 104H32V106L30 105ZM45 104H47V106H42V105H45ZM49 104H51V105H49ZM151 104H152V106H151ZM181 104H185V106L183 105H181ZM191 104V105H190ZM203 104V105H204ZM11 107H10V106ZM33 105H34V108H33ZM39 105H41L42 106V108L40 109V106ZM159 105H162L163 106V109H165L166 108V110L165 111H163V109H161V107H158ZM170 105H171V103H170ZM194 105V106H193ZM233 105V106H232ZM36 106V107H35ZM37 106H39V108L37 107ZM145 106V107H146ZM180 106H182V107H180ZM191 106V107H190ZM16 109H15V108ZM144 107V108H145ZM153 107V108H152ZM171 108V110H172V105L170 106ZM28 108H30V111H27V110H29ZM48 108V109H47ZM150 108V109H149ZM173 108V109H174ZM182 110H181V109ZM189 108H190V111H191V108H193L192 110L194 111L195 110V112L198 110V112H196V113H198V114H195L194 115V113H193V111H192V114L195 116H193L192 114H191V112H189L188 113V111H189ZM201 108V109H200ZM202 108H204V110H202ZM242 108H243V110H242ZM21 111H20V110ZM22 109H23V111H22ZM25 109V110H24ZM40 109V110H39ZM153 109L157 112H155L156 113V115L155 116H152L153 115V113H154V111H153ZM158 109H161L162 111H160L159 110V112H158ZM11 110V112L12 113H14V112H18V110H19V114L17 113V119H16V117H13L14 116V114H12L11 112H10V114H8V113H6V112H9ZM15 110V111H14ZM32 110H37L36 112L34 111H32ZM42 110V112H43V114H42V116L41 115H39V113L38 112H40ZM46 112H45V111ZM151 110H152V114L149 116V114H150V112H151ZM203 111V112H201V111ZM242 110V111H241ZM248 110V111H247ZM147 111H150L149 113H147ZM171 113H169V112ZM174 111V110H173ZM180 111H182V112H180ZM185 111V112H184ZM205 111V112H204ZM241 111V112H240ZM245 111V112H244ZM41 112V113H42ZM52 112V113H51ZM160 112H161V115H159L160 114ZM242 112H243V114H242ZM46 113V114H45ZM164 113H166V114H168V115H164ZM184 113V116H185V118H184V116L182 115ZM200 113V114H199ZM238 113V115L236 116V115H233V114H237ZM45 114V115H44ZM50 114L52 115V117H55V118H52L51 116H50ZM62 114V115H61ZM147 114H148V117H147ZM201 114H203V115H201ZM13 115V116H12ZM16 115V114H15ZM47 115H49V116H47ZM54 115V116H53ZM196 115H198V116H196ZM29 116V117H28ZM47 116V117H46ZM56 116H57V118L59 117L60 118V121L61 122H59L58 124H59V127L57 128L56 127V123L58 122L57 121V118H56ZM62 116H64L65 118H61ZM84 116H86V117H84ZM136 116H137V119H136ZM140 116V117H139ZM144 116H146V118L144 117ZM159 116V117H158ZM160 116L162 117V118H165V119H161L162 121L164 120V126H163V122H161V120H160ZM180 116H183V117H180ZM192 116H193V121H192ZM236 116V117H235ZM43 117H46L45 118V120L44 121H42V118ZM233 117H234V119H233ZM2 118H3V120H2ZM6 118H8L7 120L8 121H6ZM26 118V119H25ZM36 118H37V124L40 122L41 123V121H42V125H43V127H44V124H45V128H44V130H43V127L42 126H40L41 124L39 123L38 125H36L35 124V121L34 120H36ZM86 118H87V120H86ZM123 118V119H124ZM127 118L128 119H130V120H127ZM141 118V119H140ZM151 118V119H150ZM154 118V119H153ZM201 118V119H202ZM236 118V119H235ZM41 119V120H40ZM51 119V120H50ZM143 119L145 120V124L144 125H146V126H144L142 123H143ZM187 119H190V120H187ZM198 119V120H197ZM221 119V120H220ZM31 121L33 124H28V122L29 121ZM50 120V121H49ZM59 120V119H58ZM122 120V119H121ZM4 121V122H3ZM23 121V122H24ZM93 121V122H92ZM135 121V122H134ZM3 122V123H2ZM64 122V123H63ZM86 122L88 123L87 125L88 126H86ZM96 122H98L99 123V125H98V128H97V130H95L96 128V126H95V124L97 125L98 123H96ZM136 122V123H137ZM198 122V123H197ZM2 123V124H1ZM55 123V124H54ZM125 123V122H124ZM213 123H215V125H212ZM219 123V124H218ZM228 125H226V124ZM127 124V123H126ZM126 124H125V126H126ZM141 124L143 125V126H141ZM217 124V125H216ZM223 124V125H222ZM225 124V125H224ZM234 124H235V126H236V128H237V131H239V132H237L236 131V128H235V126H234ZM161 125V126H160ZM202 125L203 126H207L206 128L204 127H202ZM208 125H210L209 127H208ZM36 126V127H35ZM61 126V127H62ZM94 126V127H93ZM127 126H129V124L127 125ZM126 126V127H127ZM156 126V125H155ZM223 126H227V127H223ZM232 126H233V128H232ZM241 126V125H240ZM40 127H42V129L40 128ZM217 127V128H218ZM1 128L3 129V130H1ZM29 128V129H28ZM36 128H37V131H38V133H37V131H36ZM57 128V129H56ZM88 128H91L90 130L88 129ZM95 128V129H94ZM104 128V130H102ZM128 128V127H127ZM203 128V129H202ZM235 128V129H234ZM40 129V130H39ZM55 129V130H54ZM147 129V130H146ZM166 129V128H165ZM169 129V128H168ZM195 129V130H194ZM200 129H202V130H200ZM209 129V131H211ZM239 129V130H238ZM18 130H19V132H18ZM88 130H89V132H88ZM94 130H95V132L96 131H99L100 133L98 134L97 132V134L95 133V135H96V137H94L95 135H94ZM213 130V131H214ZM241 130H243V131H241ZM20 131H22L23 132V136L22 135H19L20 134ZM35 131H36V134H35ZM40 131V132H39ZM164 131H166V130H162V132H164ZM169 131H171L170 129L167 131V132H169ZM198 131V132H197ZM202 131H204V133H202ZM206 131V132H205ZM18 132V133H17ZM21 132V133H22ZM230 132H232V133H230ZM241 132H243L244 134H239V133H241ZM26 133H28V136H27V134ZM159 134L161 133V131L160 132H158ZM230 133V135H228ZM2 134V135H1ZM35 134V135H34ZM38 134V135H37ZM91 134V135H90ZM105 134H107V135H105ZM146 134V133H145ZM164 134H166L165 132L164 133H161L160 135H159V137L158 138H156L155 137V135L157 136L158 134H155V135H153L154 137H155V141H152V140H154L153 138V136L151 137H145V139L143 138V140H146L144 143L148 146V145H152V144H156L157 146L159 145V144H161L160 143V140H162L163 138H161V137H164ZM191 134H193V136H191ZM203 134V135H202ZM52 135V136H51ZM30 136V139H26V137H29ZM51 136V139L50 138H48V140L46 141L45 140V137H46V139H47V137H50ZM54 136V137H53ZM81 136H83V135H81ZM227 136H229V137H227ZM246 136V135H245ZM7 137V138H6ZM19 137L20 138H24V141H21V139H19ZM207 137V138H208ZM211 137V138H210ZM1 138V137H0ZM17 138V139H16ZM85 138V139H84ZM93 138H94V141H93ZM229 138H231V139H229ZM233 138V139H232ZM86 139H88V140H86ZM150 139V140H149ZM190 139V140H189ZM198 139V138H197ZM212 139L210 140V143H212V144H217V141H218V145L220 144L219 143V139H217V137H216V139L214 138V142L212 141ZM228 139V140H227ZM18 140H20L21 141V143H19V141ZM27 140L29 141V140H31V141H29V143L27 142ZM38 140L40 141H42L43 143H45V142H48L49 140V142L46 144L45 143V145L44 146H41L43 143H37L38 142ZM44 140V141H43ZM103 140V141H102ZM164 141H165V139H163ZM215 140H217L216 142H215ZM240 140V141H239ZM18 142V143H13L14 145L13 146H10L11 144H12V142ZM80 141H81V144H82V146H84L83 148H84V150L83 151H81V150H79V152L80 153H78L77 151V148L80 146ZM83 141V142H82ZM96 141V142H95ZM106 141V142H105ZM186 141V142H185ZM188 141H190V142H188ZM234 141V142H233ZM238 141H239V143H238ZM50 142L51 143H53L52 145V147H51V149L49 148L51 145H50ZM94 142V143H93ZM161 142H163V141H161ZM91 143L93 144V148H91V146H89V145H91ZM95 143H97L98 145L97 146H95ZM105 143V144H104ZM187 143V144H186ZM227 143V144H226ZM232 143H234V145L232 144ZM35 144H39L38 146H40V147H42L41 149L39 148L38 150L39 151H37L36 149H34L33 150V152L31 151L30 152V150H31V147H32V149H33V146L35 145ZM211 144V145H212ZM229 144V145H228ZM181 145V146H182ZM226 145H227V147H226ZM232 145V146H231ZM7 146H10V147H8L7 148ZM35 146H37V145H35ZM75 146V147H74ZM86 146H87V148L89 147V149L91 148V149H93L92 151H91V149H90V151L86 148ZM100 146H101V148H100ZM152 146H154L155 147V145H152ZM161 146V145H160ZM160 146H158V147H160ZM94 147H97L96 148V150H94L95 148ZM103 147V148H102ZM35 148V147H34ZM86 148V149H85ZM157 148V147H156ZM26 149H28V150H26ZM47 149H50V150H47ZM79 149V148H78ZM227 149V150H226ZM2 150H4V151H2ZM51 150H52V152H51ZM86 150V151H85ZM203 150V149H202ZM201 150V151H202ZM235 150V151H234ZM25 152V153H27V152H29L30 153V155L28 156V154L29 153H27V157L25 156L26 154L24 153V154H22V152ZM143 151V148H140L139 149V151L137 152V154L139 153V159H141V165H142V163H144L143 164V166H139V168L140 169H144L145 167L144 166H147V170H152L153 172H154V170H155V172L156 171H158V167L160 166V167H162L163 165H166V163H165V161H163L162 160V158H164L163 157V151L162 152H160V150H159V152H153L154 154H152V156L153 155H155L156 157H153V158H155V159H152V157H151V155L150 154H148V153H150V152H145V153H147L148 155H150V156H148V157H150V159L148 160V157H147V155L145 154V155H143L144 154V151ZM156 151V150H155ZM191 151V152H190ZM200 151V152H201ZM237 151H239V152H237ZM35 152H36V155H34L35 154ZM57 152H59V153H57ZM124 153H127V152H129V151H127V150H125V151H123ZM122 152V153H123ZM190 152V153H189ZM199 152V151H198ZM4 153V154H3ZM66 153H68L67 155L68 156H65L66 155ZM69 153H72V155L70 154L69 155ZM110 153V154H109ZM158 153L160 154V156L158 155ZM9 154H11V157H10V155ZM58 154V155H57ZM105 154H107L106 156H105ZM130 152L128 153V154H126V156L125 155H123V157L124 158H129V156H130ZM136 154V155H137ZM233 154V155H234ZM41 157H40V156ZM48 155L49 156H51V157H48ZM62 155H64L65 157H63ZM135 155V156H136ZM142 155V156H141ZM213 155V159L214 160H212V162L213 163H221L222 162V155L220 154V153H213L212 154ZM38 156H39V158H38ZM54 156V157H53ZM108 156V157H107ZM112 156V157H111ZM144 156V157H143ZM158 156V157H157ZM217 156H219V157H217ZM9 157V158H8ZM55 157L57 158V157H59L58 159V161H61V162H58L57 160L56 161H54L55 160ZM60 157H61V159H60ZM62 157H63V159H62ZM214 157H217V159H215ZM45 158L46 159H51V161L53 160V164H51L50 165V162H47V160H45ZM136 158L138 159V157L136 156ZM160 158V159H159ZM211 158H212V156H211ZM240 158V159H239ZM247 158V159H246ZM145 159H147V160H145ZM152 159V160H151ZM160 160V162H159V160ZM26 160V161H25ZM30 160V161H29ZM31 160H33V162L31 161ZM40 160L41 161H43V160H45L46 162H47V164L45 163L44 164V162L45 161H43V163L41 162L40 163ZM62 160H64V161H62ZM163 162H162V161ZM146 161H149L148 163L146 162ZM32 162V163H31ZM36 162H38V165L40 166V168L37 166V164H36ZM146 162V163H145ZM159 162V163H158ZM40 163V164H39ZM52 163V162H51ZM32 164H36L35 166H33ZM55 164L57 165V166H55ZM146 164V165H145ZM163 164V165H162ZM50 165V167L48 168V166ZM66 165V164H65ZM64 165V166H65ZM153 165H157V168L155 167V166H153ZM159 165V166H158ZM162 165V166H161ZM47 166V167H46ZM28 167V168H27ZM33 167H35V168H33ZM56 167L59 169V167H60V169H61V171H60V173H58L59 172V170H58V172H57V170H56ZM153 167H155V168H153ZM210 167V166H209ZM3 168V169H2ZM10 168V169H9ZM152 168V169H151ZM206 168V169H205ZM43 171H42V170ZM160 169V168H159ZM23 170V171H22ZM41 170V171H40ZM95 170H97V168L95 169ZM149 170V173H152V171H150ZM35 171H37V174L39 173L40 175H41V173H42V175L43 176H41V178L43 177V179H41L40 178V175L38 174L37 176H36V174H35ZM41 173H40V172ZM47 171V172H46ZM211 171V172H210ZM2 172H4V173H2ZM25 172H28V173H25ZM55 172H57V173H55ZM139 172H141V171H139ZM143 172H145V173H143ZM148 172V171H147ZM45 173H46V179L44 178L45 177ZM73 174V175H75V178H83V176L85 177V178H83V180H82V178H81V180L79 179H77V181L76 180H74V176H73V180L72 179H70V178H72V175L71 174ZM143 173V174H142ZM142 173H140V176H137L138 177V179L140 178L141 179V177H142V185L139 183V185H140V187L137 189V190H133L131 193H132V196H131V198H130V201H132V198H135V197H137L136 199L139 201V202H137V204H136V201H135V203H133L134 202V200L135 199H133V201H132V204H136V205H134V206H136V207H134L133 205H131V206H128V207H126V209L125 210H127L126 211V213L128 212V217H129V224H127L126 223V225H124L125 227H123V225L121 224L120 226H119V229H118V231H119V234L118 235H122V233H124L123 235H122V237L121 236H117V229H116V231L117 232H113L112 233V235L109 237V243L110 242H112L113 240H116L117 239V237L120 239H118V242H117V240L115 241V243L114 242H112V245L114 246L115 245V249H114V251H113V253L112 254H114V252L118 249L119 250V253L118 254H116L117 253V251H116V255L115 256H113L112 255V258L113 259H111L110 257L108 258V259H105V260H107V261H109L110 259L113 261L114 260V257H115V262H116V260H121V261H123V262H125L124 264H126V261H128L129 262V264H140V262H142L143 260H144V258H146L147 260H145L144 262H142L141 264H164L165 263V258H166V261H167V264H169L168 263V259H167V255H170V254H168L170 251H173V252H170V253H175L176 252V249H178V247H177V245L175 244L176 243V241L178 242V243H181L182 242V240L183 239H181V237H183L184 235V237L187 239V236L188 235H190V236H188V237H190V238H188L187 240L188 241H190V240H192V238H193V240L196 238V236H199L201 233H204V232H202V230L205 228H201L202 230H200V227H202V226H205V225H207L206 227H210V232H211V236H212V242H211V245L210 246H208L207 248H208V250L207 251H202V247H200V248H198V249H201V250H194V252L192 253L193 255H194V253H196L197 251V254H198V256H197V254H195L196 256H193V257H195V258H192L191 257V253H189V254H187V256H186V258L187 259H192V261H187V262H185V260H184V262L185 263H183V264H193V263H197V264H227V262H228V264H258L257 262H254V261H252V259L250 258V259H247V262H245L246 261V253L248 252V251H252V253H248V254H256V251H254V249H253V246H252V242H251V240H250V237H252V235H250L249 234V236L247 235V233L246 232H250V229H252L251 228V226H252V223L254 222V220L256 219V216H255V214H256V212H254V209H255V207H254V209H252L253 208V201H251L250 200V198L249 199H246V200H244L245 198H248L249 196L252 198V196L251 195H248L249 193H253L254 191H255V180L253 179V171H248V168H244L243 169V171L242 172H240L239 173V175L240 176H242L243 175V181L240 179V180H238V179H236L235 178V180L237 181H235V183L236 184H234V182H232V181H234V177H232V178H226V177H223V179L220 177V179H222V181L220 180V181H218L217 182V184H216V192H215V194L217 195L218 194V196H221L222 198H221V200L219 201L218 199H215V201L214 202H216V204L218 205L217 207H216V205L213 203V205H212V203L211 202H209V201H207L206 202V200L205 199H207L206 197H207V192L205 191H203V190H199V189H197L198 188V185H197V183H195L197 180H193V184L195 183L196 185H192L191 187L192 188H190V186L189 185H185L186 186V188L188 189H186V191H188V192H185V190H182L183 188H185V187H183V186H181V185H179V184H177V182H172V180H170V181H168L167 182V184H166V186H167V188H169V189H167V190H169V191H164V190H160V189H157V190H150L149 188H146V185H145V181H146V179L149 177V176H151L149 173H147L146 174V170H144V171H142ZM209 173H211V174H209ZM238 172H237V169H234V170H232V174H237ZM90 174V175H89ZM7 175V176H6ZM33 175H35V177L33 176ZM63 175H65V176H63ZM139 175V174H138ZM51 176H53V177H50ZM71 176V177H70ZM208 176H210V177H208ZM32 177V178H31ZM56 177L57 178H61V180H59V182H61V185L63 186H61L60 184V186L57 184V179H56ZM64 177V178H63ZM89 177V178H88ZM146 177V178H145ZM39 178H40V181H39ZM49 178V179H48ZM67 178V179H66ZM104 178H105V180H104ZM48 179V180H47ZM63 179H66V180H63ZM84 179H86L87 180V182H86V180H84ZM144 179V180H143ZM233 179V180H232ZM251 179H253V180H251ZM51 180L53 181V182H51ZM55 180L57 181L56 182V184L57 185H55ZM72 180V181H71ZM219 180V179H218ZM47 181H50V182H47ZM70 181V182H69ZM78 183H76V182ZM79 181H81V182H79ZM83 181H85L86 183L84 184V183H82ZM91 181V182H90ZM226 183H225V182ZM232 183L231 185H230V183ZM46 184V185H44V183ZM68 182V183H67ZM89 182L91 183V186L93 185V187H95V188H93V187H91V189H89V187L90 186H88L89 185ZM96 182H98V184L96 183ZM102 182H103V186H106V188L104 187L103 188V186H101L102 187V189L99 187V185H102ZM225 183V184H222V183ZM229 184H228V183ZM246 182H247V184H246ZM252 184H251V183ZM37 183V184H36ZM42 183V184H41ZM53 183V184H52ZM63 183V184H62ZM72 183H75V184H72ZM82 185V184H84L85 186H88V188L87 187H83V186H81V187H83V188H86L85 190H82L83 188H81L79 185L80 184ZM101 183V184H100ZM191 183V182H190ZM250 183V185H251V189H249L248 188V184ZM31 184V185H30ZM35 184V185H34ZM40 184V185H39ZM49 184V185H48ZM72 184V185H71ZM98 186H96V185ZM170 184V185H169ZM189 184V183H188ZM221 184V185H220ZM234 184V185H233ZM65 185V186H64ZM95 185V186H94ZM138 185V186H139ZM176 185V186H175ZM218 185V186H217ZM44 186V187H43ZM56 186V187H55ZM74 186V187H73ZM170 186H172V187H170ZM188 186V187H187ZM195 186V187H194ZM240 186H242V188H243V190H242V188L240 187ZM33 187V188H32ZM53 187H55L54 189H53ZM71 187V188H70ZM79 187V188H78ZM142 187V188H141ZM250 187V186H249ZM35 188V189H34ZM98 190H97V189ZM172 188V189H171ZM190 188V189H189ZM194 188H196V189H194ZM48 189V190H47ZM80 189H81V191H80ZM92 189L94 190V192H93V194L91 195V193H89L90 191L89 190H91V192H92ZM103 189H104V192H103ZM181 190V191H179L178 192V190ZM237 189V190H236ZM36 190V191H35ZM42 190V191H41ZM45 190L47 191V192H45ZM61 190H62V192H61ZM100 190H102V192L103 193H105V191H108L105 195L107 196L108 195V193H109V197L107 196H105L102 192L100 193V195H97L96 197H94V199L92 200V196L95 194L96 195V193H98L97 191H100ZM139 190V191H138ZM149 191L148 193L146 192V191ZM174 190V191H173ZM238 190H240V191H238ZM25 191H26V193H25ZM40 192V193H38V192ZM50 191V192H49ZM57 191V192H56ZM83 191H85V192H83ZM176 191V192H175ZM183 191V192H182ZM217 191H218V193H217ZM30 192H31V194H30ZM35 192V193H34ZM61 192V193H60ZM65 192V193H64ZM133 192H137L136 194L134 193L133 194ZM169 192H170V195L172 194V192L175 194V196L177 197H174L176 200H177V202L178 203H175L176 201H175V199L173 198V196H172V199L173 200H171V199H169V198H171V196L170 195H168L169 194ZM186 193L185 194V197L187 198V199H189V197L191 198V200H193L192 202L193 203H195V204H197L194 208L197 210V208H199L200 210H197L198 212H200V213H202L203 215H205V216H203V215H200V213L198 214V215H200V216H198L197 215V213L198 212H195L196 210L193 208H190V207H188L189 205H186V209L185 210H187V209H189V210H187V212H185V213H182V208L180 207V206H182V205H180V202H179V200H178V197H179V195H180V193ZM200 192V193H199ZM202 192V193H201ZM204 192V193H203ZM236 192V193H235ZM240 192V193H239ZM33 193V194H32ZM64 193V194H63ZM154 193H155V195L157 194V196H154ZM162 194V195H159V194ZM196 193H198V194H196ZM222 193V194H221ZM42 194V195H41ZM60 194V195H59ZM61 194H62V196H61ZM141 194V195H140ZM142 194H144V195H146L145 196V200H144V197L142 198V199H140L141 197H139L138 198V196L140 195V196H142ZM149 196H148V195ZM173 194V195H174ZM183 194V195H184ZM194 194V195H193ZM203 194H204V196H203ZM229 194H234L235 195V197H236V199H235V197L233 198V195H230V198H229ZM254 194V193H253ZM38 195V196H37ZM88 195H89V197H88ZM102 195H104V197H106V202H105V199L103 200L104 202H101V199H103V196ZM135 195H137V196H135ZM158 195L159 196H161V198L160 197H158ZM168 195V196H167ZM186 195H192V197L191 196H186ZM198 195V196H197ZM201 195V196H200ZM238 195H240L239 197H238ZM245 195H247L248 197H246ZM40 196V197H39ZM61 198H60V197ZM90 196L92 197L91 199H90ZM147 196L148 197H152L151 198V202L148 200V198H147ZM164 197V199H163V197ZM197 196V197H196ZM231 196H232V198H231ZM20 197V198H19ZM30 197V198H29ZM56 197V198H55ZM155 197V198H154ZM158 197V199H156ZM166 197V198H165ZM196 197V198H195ZM41 198V199H40ZM146 198H147V200H146ZM154 198V199H153ZM200 198V199H199ZM216 198H218L217 196H216ZM240 198V199H239ZM14 199V200H13ZM17 199V200H16ZM37 199V200H36ZM56 199V200H55ZM72 199V200H71ZM88 199H90V201L91 202H93V201H95V204H97V203H103V204H100L99 203V205L98 206H95V204H94V202L92 203V205L93 206H95L96 208H94V207H92V209H93V211L95 210L96 211V213L94 212H92V209L90 208L92 205H91V202L88 200ZM157 201H156V200ZM220 199V198H219ZM231 199H233L232 201H231ZM237 199H239V200H237ZM7 202H6V201ZM9 200V201H8ZM13 200V201H12ZM21 200H23V201H21ZM61 200H62V203H61ZM154 200H155V203H154ZM161 200V201H160ZM165 200V201H164ZM168 200V201H167ZM190 200V201H191ZM200 200H201V203H200ZM205 200V201H204ZM237 200V201H236ZM244 200V201H243ZM247 200H250V204L248 203L249 201H247ZM12 201V202H11ZM99 201V202H98ZM170 201H171V203H172V201L174 202V204L172 205V204H170ZM219 201V202H218ZM245 201H246V204L248 205H246L245 204ZM6 202V203H5ZM148 202H149V204H148ZM157 202H159V203H157ZM206 202V203H205ZM243 202H244V204H243ZM52 203V204H51ZM61 203V204H60ZM106 203V204H105ZM167 203V204H166ZM236 203H238V204H240L241 203V205H239V209H242L243 210V213H241L242 212V210H241V212H239V214L241 215L240 217H239V221L236 219V221L234 220H232V219H234L232 216V211H234L233 209L234 208H237L236 206H237V204ZM58 204H60V207H59V205ZM88 204H89V206H88ZM152 204H154L153 205V208H155L156 207V205H157V208L159 209H161V211H164L165 213H162V216L164 215V218H162L161 220L160 219H158L156 222H149L148 221V218L146 217L147 215H143V213H145L144 211V208H143V206L145 205V207L148 209V208H150V209H152V207H150V206H152ZM156 204V205H155ZM165 204L167 205V206H165ZM179 204V205H178ZM194 204V205H195ZM203 204V205H202ZM225 204H226V206L227 207H225ZM227 204H229V205H227ZM232 204V205H231ZM10 205V206H9ZM57 205V206H56ZM100 205H104L103 207L102 206H100ZM127 205H129V204H127ZM176 205H178V207H180L179 209H178V207H176ZM223 205V206H222ZM230 205H231V207H230ZM243 205H245V206H243ZM9 206V207H8ZM56 206V207H55ZM111 207V208H108V207ZM139 206H140V208H139ZM142 206V207H141ZM149 206V207H148ZM175 206V207H174ZM229 206V207H228ZM19 207V208H18ZM67 207V208H66ZM99 207V208H98ZM117 207V206H116ZM170 208V210H171V212L173 213V215H174V213H175V215L174 216H176L177 215V218L176 217H174L173 215V217L172 218H174V219H176V222H182V225H185L184 227V229H182V230H184V231H182L181 229V231H182V234L181 235H183V236H179V238H173V237H175L176 235L175 234H177L178 232H181L180 230H179V227L178 226H174V225H170L171 227H169L170 229H168L167 228V225L171 222H167V220L169 219V217L171 216L170 215V211H169V209H168V211L170 212V213H167L166 211H167V209H163V208ZM215 207H216V209H215ZM219 207V208H218ZM243 207H244V209L246 208V210H244L243 209ZM33 208V209H32ZM52 208H53V210H52ZM56 208V209H55ZM113 208V209H112ZM131 208H133V209H131ZM142 208H143V210H142ZM173 208V209H172ZM174 208H176L175 210H174ZM233 208V209H232ZM5 209H6V211H5ZM22 209V210H21ZM49 209V210H48ZM101 209H103V210H101ZM106 209V212H104V210ZM111 209V211H109ZM116 209V208H115ZM139 209H141V210H139ZM160 209H159V211H160ZM178 209V210H177ZM181 209V210H180ZM218 209V210H217ZM238 209V208H237ZM32 211V214H31V211ZM35 210H36V212H35ZM46 210V211H45ZM56 210V211H55ZM87 210V211H86ZM98 210H100L101 212L103 211V213H100V211H98ZM129 210H130V213H129ZM154 211H156V209H153ZM180 210V211H179ZM218 211V213H220L221 214V216L220 215H218V214H216V212ZM83 211V212H82ZM91 213H90V212ZM139 211H140V213H139ZM148 212H151V211H149V209L147 210ZM146 211V212H147ZM159 211L157 212V213H159ZM190 211V212H189ZM202 211V212H201ZM222 211V212H221ZM19 212H21V213H19ZM52 214H51V213ZM53 212H56L54 215H53ZM97 212H98V214H97ZM113 212V211H112ZM142 212V213H141ZM147 212V213H148ZM178 212V213H177ZM193 212H195V213H193ZM207 212V213H206ZM232 212V213H231ZM244 212H245V214H244ZM22 213H23V215H22ZM34 213V214H33ZM88 213H89V215H88ZM99 213L102 215L101 217H100V215H99ZM138 213V214H137ZM189 213H191V215H193L191 218H190V220L188 219L189 217H190V214H189V217L187 216ZM209 213V214H208ZM229 213H230V215H229ZM57 214V215H56ZM76 214V215H75ZM108 214H111V215H109L108 216ZM142 215V216H145V220L142 218V216L140 217L139 216V218H138V216L137 215ZM167 214V215H166ZM179 214V215H178ZM184 214H187V215H185L184 216ZM207 214V215H206ZM47 215V216H46ZM56 215V216H55ZM93 215V216H92ZM95 215V216H94ZM98 215V216H97ZM105 215H107V216H105ZM134 215V216H133ZM135 215H136V217H135ZM148 215H150V214H148ZM197 215V216H196ZM26 216V217H25ZM54 216V217H53ZM86 216H89V219H88V222L87 223H85L86 221H87V218H86ZM97 216V217H96ZM152 216V215H151ZM179 216H181V218H182V216H184V218L183 219H181ZM217 216V217H216ZM220 216V217H219ZM223 216V217H222ZM225 216V217H224ZM82 217V218H81ZM92 217V218H91ZM113 217H114V213H113ZM135 218L134 220H136V224L138 225H136L135 224V221L133 220V219H131L130 220V218ZM149 217V216H148ZM188 217V218H187ZM201 217H204L203 219L201 218ZM217 218L219 221H221L220 222V225L221 226H219V224H214V220H213V218ZM25 218V219H24ZM78 218H79V220H78ZM85 218V219H84ZM102 219V220H104V222H103V224H102V222L99 220V219ZM140 218H142V220L139 222V220L138 219H140ZM160 218V217H159ZM165 218H166V220H165ZM172 218L170 217V219L172 220ZM196 218V219H195ZM207 218H209V220L207 219ZM212 220H211V219ZM224 218V219H223ZM230 218H232V219H230ZM9 219H11V220H9ZM23 219V220H22ZM91 219V220H90ZM178 219V220H177ZM186 219H188L189 221H186ZM8 220V221H7ZM86 220V221H85ZM96 220H98V222L100 221V223L102 224V226H100V224H99V226L97 227V228H92L91 226H88V224H89V222L91 223L90 225H95V224H97L98 225V222L96 221ZM138 220V221H137ZM182 220V221H181ZM184 220V221H183ZM74 221V222H73ZM77 221V222H76ZM134 221V222H133ZM163 221H166V225H165V222H163ZM203 221V222H202ZM9 222V223H8ZM52 222V223H51ZM131 222H133L132 224H130ZM142 222V223H141ZM143 222H145L144 224H143ZM159 222V223H158ZM161 222H163V223H161ZM184 222H187L188 224H184ZM207 224H206V223ZM213 224H212V223ZM234 222V223H233ZM242 223L243 222V224H245V225H243V227H244V229H246V231H244V229H243V227H241V226H238V225H241V223L240 224H237V223ZM251 222V223H250ZM12 223H13V225H12ZM138 223H140V224H138ZM157 223V225L159 226L160 224H162L161 225V230L159 229L160 228V226H159V228H156V227H153L155 224ZM205 223V224H204ZM228 224V225H226V224ZM58 224V225H57ZM141 224H143L144 225V228H141L143 225H141ZM57 225V226H56ZM92 225V226H93ZM176 225V224H175ZM179 225H181V224H179ZM182 225H181V227H182ZM237 227H236V226ZM251 225V226H250ZM36 226L37 227H40V228H36ZM52 226H53V229H52ZM88 226V227H87ZM138 227V228H135V227ZM140 226V227H139ZM188 226V227H187ZM49 227H50V229H49ZM55 227V228H54ZM91 227V228H90ZM94 227H96V225L94 226ZM99 227H102V228H99ZM123 227V228H122ZM148 227H150V229H151V227L153 228V230H150L149 228V230L147 229ZM165 228V233H164V228ZM227 228V229H229V230H231L232 231V233H241V235H244L245 236V243H243V246H241V244H240V246H238L237 247V244H233L232 246H230V245H227L225 242H223V240L221 239L222 237L220 236V234H219V228ZM231 227V228H230ZM36 230H35V229ZM48 228V229H47ZM63 228V229H62ZM88 228V229H87ZM91 230H90V229ZM155 228H156V230H155ZM173 228H176V230L174 229V231H172V229ZM239 228H241V229H239ZM65 229V230H64ZM79 229H81V232H80V230ZM96 229H98V230H96ZM130 229V230H129ZM132 229V230H131ZM144 229V230H143ZM146 229V230H145ZM197 229H198V231H197ZM38 230V232H39V234H37V231ZM40 230V231H39ZM47 230V231H46ZM53 230L55 231V233H53ZM87 230V231H86ZM88 230H89V232H88ZM94 230H96V232H94V234L92 235V233H90L91 231L93 232ZM138 230H139V232H138ZM143 230V231H142ZM166 230H167V233H168V237H169V235H170V232H172L171 234H174V232H175V236L174 235H170V236H172V237H170L169 238V240L167 239L168 237H167V235H166V237H165V234H167L166 233ZM187 230V231H186ZM189 230V231H188ZM199 230L201 231V232H199ZM236 230V231H235ZM32 231H34L33 232V234L34 233H36V234H34L33 236H32V234H30V233H32ZM46 231V232H45ZM49 231V232H48ZM51 231V232H50ZM124 231V232H123ZM126 231H127V233H126ZM129 231H133V235H131L132 233L131 232H129ZM138 232V234L139 235H141V236H138L140 239L142 238V240H144L145 238H151L150 236L151 235H149V234H152L151 232H155L156 233V235L157 236H159V237H157L156 235H155V233H154V236L152 235V238H151V240L152 241H154V240H156V241H154V242H156V243H154L155 244V246H156V244H158L159 243V248L161 249L163 246V248H165V249H167V248H169V249H167V254H166V256L164 255V257L162 258V253L163 252H165L166 253V251L165 250H161V251H163L162 253L160 252V250L158 249V248H154V247H152L151 246V244H150V246H149V243H152V241L151 240H149L150 242H148V241H142V240H140V239H138L137 240V238H131V237H137L136 235H134V234H136L135 232ZM140 231L142 232L141 234H140ZM145 231V232H144ZM150 231V232H149ZM163 231V232H162ZM178 231V232H177ZM192 231V232H191ZM195 231H197V232H195ZM252 231V230H251ZM43 232H45L44 233V235H42L43 234ZM78 232H79V236H77L78 235ZM122 232V233H121ZM147 232V233H146ZM148 232H149V234H148ZM190 232V233H189ZM218 232V233H217ZM242 232H243V234H242ZM69 233V234H68ZM121 233V234H120ZM145 233V234H144ZM183 233H185V234H183ZM192 233V234H191ZM197 233H199L198 235H197ZM236 233V234H237ZM246 235H245V234ZM253 233V231L251 232V234ZM49 234V235H48ZM61 234V235H60ZM75 234V235H74ZM147 234V235H146ZM196 234V235H195ZM54 235H55V237H54ZM91 235V236H90ZM115 235L117 236V237H115ZM177 235H179V233L177 234ZM32 236V237H31ZM45 236V237H44ZM61 236V237H60ZM67 238H66V237ZM74 236H75V238H74ZM78 238H77V237ZM113 236H114V239H112L113 238ZM130 236V237H129ZM144 236H145V238H144ZM149 236V237H148ZM156 236V237H155ZM193 236V237H192ZM247 236V237H246ZM30 237L32 238L31 240H30ZM87 237V238H86ZM112 237V238H111ZM124 237H126V239L129 237L130 239H128L129 240V242H128V240H124L125 238ZM178 237V236H177ZM183 237V238H184ZM48 238H50L49 240H48ZM53 238V239H52ZM116 238V239H115ZM144 238V239H143ZM159 238V239H158ZM162 238H164V239H162ZM249 238V239H248ZM66 239H68V240H70V241H67ZM122 239H123V241H122ZM165 239H166V242L167 241H170L171 242V240H175V242H174V244H173V242L172 243H170L169 245H168V242L166 243V244H164L165 243ZM67 241V242H64V241ZM76 240V241H75ZM158 240V241H157ZM163 240V241H162ZM187 240H184V242L185 241H187ZM2 241V242H1ZM46 241V242H45ZM86 241H89V242H87V244L85 243ZM119 241L121 242V247H120V243H119ZM130 241H132V242H130ZM135 241H138V243L141 241V242H143V244L145 243L146 244V242H148L147 244V247H146V245L144 244V247H142L143 246V244H142V246H141V244H138L137 242H135ZM181 241V242H180ZM28 242V243H27ZM34 242H36V243H34ZM44 242V243H43ZM61 242V243H60ZM64 242V243H63ZM158 242V243H157ZM31 243H33L32 244V246H31ZM57 243H59V244H57ZM137 243V244H136ZM177 243V244H178ZM40 244V246H38ZM96 244V245H95ZM154 244H152L153 246H154ZM224 244V245H223ZM25 245L28 247V248H25ZM57 245V246H56ZM59 245H61V246H59ZM173 245H175V247H173ZM179 245V244H178ZM182 245V244H181ZM238 245H239V243H238ZM29 246H31L30 248H29ZM94 247V246H97V247H94V248H92L93 249V252H92V250L89 248V247ZM137 246H139L138 248L140 249V248H142L141 250L142 251H138L139 249L137 248ZM141 246V247H140ZM149 246V247H148ZM157 246V247H158ZM166 246H167V248H166ZM173 247V249H175V252H174V250L172 249V248H170V247ZM54 247V248H53ZM58 249H57V248ZM74 248V250L76 249V252H74V250H73V248ZM242 247V248H241ZM45 250H44V249ZM69 248V249H68ZM88 250H87V249ZM122 250V252L120 253V249ZM129 248V249H128ZM207 248H205V249H207ZM215 248V249H214ZM241 248V249H240ZM248 248V249H247ZM252 248V249H251ZM28 249V250H27ZM41 249V250H40ZM42 249H43V251H42ZM78 249H81V250H78ZM89 249L91 250V251H89ZM128 249V250H127ZM147 249V250H146ZM155 249V250H154ZM229 249H230V252H229ZM247 249V250H246ZM62 250H64V252H62V254H61V251ZM130 250V251H129ZM136 250V251H135ZM154 252H157V251H159V253H150V252H152V251ZM263 250V248L261 249V254H263L264 252L262 251ZM56 251H57V253H56ZM80 251V252H79ZM147 252V253H149V254H145V257H143V254H144V252ZM196 251V252H195ZM199 251H201L202 252V254H200L199 253ZM53 252V253H52ZM54 252H55V254H54ZM79 252V253H78ZM82 252V253H81ZM86 252V253H85ZM88 252H89V254H88ZM91 252V253H90ZM127 252V253H126ZM145 252V253H146ZM263 252V253H262ZM52 255H51V254ZM81 253V254H80ZM124 255H123V254ZM139 253H143V254H139ZM164 253V254H165ZM11 254V255H10ZM50 254V255H49ZM84 254H85V256H86V260H87V262L85 263L84 261H85V257H84ZM93 254V255H92ZM120 254H122L124 257L125 256H127V258L124 260V258L122 257V255H120ZM127 254V255H126ZM157 254H158V256H157ZM45 255H46V257H45ZM48 255V256H47ZM92 256V257H89V256ZM94 255H95V257H94ZM118 255V258H116V256ZM132 255H134V256H132ZM44 256V257H43ZM74 258H73V257ZM78 256V257H77ZM82 256V257H81ZM88 256V257H87ZM122 258H121V257ZM139 256H140V258H139ZM146 256H148V257H146ZM254 256V255H253ZM76 257V258H75ZM79 257H81V258H79ZM94 257V258H93ZM100 257H105V256H100ZM43 258V259H42ZM88 258H90V259H88ZM91 258H93L92 260H91ZM99 258V257H98ZM101 258V259H102ZM107 258V257H106ZM128 258H129V260H128ZM133 259V260H131V259ZM151 260H150V259ZM200 258V259H199ZM212 258H213V262H212ZM52 259V260H51ZM100 259V258H99ZM104 259H102L104 262H105V260ZM149 259V260H148ZM163 259V260H162ZM242 259L244 260V261H242ZM42 260V261H41ZM50 260V261H49ZM60 260H62V261H60ZM75 260H77V262L78 263H75L76 261ZM91 260V261H90ZM102 260H101V262H100V264H103V262H102ZM110 260V261H111ZM195 260V261H194ZM52 261V262H51ZM59 261V262H58ZM95 261H97V262H95V264H98V259L96 258V260ZM100 261V260H99ZM109 261V262H110ZM111 261V264H114L115 262H112ZM148 261V262H147ZM194 261V262H193ZM250 261H252V263H250ZM56 262V263H55ZM108 262V263H109ZM128 262H127V264H128ZM189 262V263H188ZM192 262V263H191ZM215 262V263H214ZM263 262V261H262ZM81 263V262H80ZM81 263V264H82ZM106 264H107V262H105ZM104 263V264H105ZM119 263V262H118ZM181 263V264H182ZM110 264V263H109ZM116 264H117V262H116ZM120 264H122V262L120 263Z\"/></svg>","mask_w":264,"mask_h":264}]
</instances>
